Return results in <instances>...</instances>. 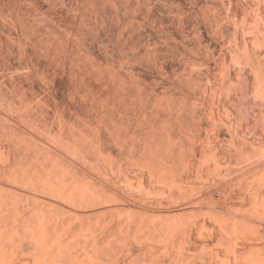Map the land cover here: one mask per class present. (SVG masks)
<instances>
[{"label": "rangeland", "instance_id": "obj_1", "mask_svg": "<svg viewBox=\"0 0 264 264\" xmlns=\"http://www.w3.org/2000/svg\"><path fill=\"white\" fill-rule=\"evenodd\" d=\"M23 1V2H22ZM61 1V2H60ZM94 1V2H93ZM108 1V2H107ZM111 1L113 3H111ZM0 0V6L3 8L6 6V8H3V9H9V7L11 8V11L15 12V9L20 13V18H21V22L23 21V23H21L20 25L19 24H11L10 20L7 19L6 16L3 17V14H0V94H4L6 93L7 94V97L5 98L6 95H0V96H3V100L2 103L0 101V187L2 188L1 190H3V188L5 189L6 187V190L10 189V192H9V195L10 194H13L14 196H18L19 198H21L20 200L23 201V204L28 207L27 208V212L31 211H34L35 209L32 208V204H33V197L35 199H38V200H41V198L43 199V201H35L34 200V204L35 202H38V205L40 204H44L46 206L47 204H49L48 202H52L51 204L49 205H52L53 202H58L57 204H54V206L52 205V208H55V206L58 208H60V205H61V209L62 210V215H64L65 213H71L72 215H76L75 218L77 217H80L82 216L81 214L77 213L80 211V213H84L83 214V217L86 218V214L88 213L89 215V212H91L93 214V212H95V210L98 208L99 210H97L98 213L100 212H103L104 211V214H102L101 216L105 215L107 216H110L111 218L113 217V219H119L120 217L122 218L125 214V212L129 211V212H132L131 210L134 209L136 211H134V213L137 215H139V212H140V215L142 212H145V214L147 215L148 213V216H145V217H149L151 215H156V213H159L161 214L163 212V208L164 207H170V204L171 203L172 205H178L180 204L179 206L182 207L184 204H186L187 202H191V207L190 205L189 206H186L184 205V207H182L183 209L187 210V211H190L191 209L193 210H196L197 211V207L199 206V208L203 207V210H201V208L199 209V212L201 214V211L205 212L206 211V208L204 207H207L209 206L210 204H213L214 202H210L208 204L209 201H211L209 198L208 195H206L205 197H207L205 200H202V197L201 196H204L205 193H203V190L207 189L206 186L210 185V189L208 187V190H206L205 192H213V197L217 200L219 198V201L217 200V203L215 202L214 204L217 206H215L216 208L218 209H222V207L225 209L224 212H227V211H230V213L234 212L236 208H233V207H236L239 203H246L248 202V198H253L255 194H252L254 193V191H251L249 190L252 186L251 185H255V181H256V177L258 172L257 169L261 172V170L264 172V150H261V149H256V151L252 148V146H254V148H256V146L258 147V145L260 144L259 142H262L264 144V119L263 118V114L264 113V87L261 88L260 86V89L259 87H256L258 85H255V83H253V80L255 81V72L257 69H259L258 67L260 65L258 64H262L261 67L264 68V0ZM128 1V2H127ZM135 1V2H134ZM229 1V2H228ZM8 2V3H7ZM29 2V3H28ZM71 2V3H69ZM75 2V3H74ZM91 2V3H90ZM97 2H98V5H97ZM101 2V3H100ZM105 2V3H104ZM121 2V3H120ZM143 2V3H142ZM83 3V4H82ZM96 3V4H95ZM103 3V4H102ZM108 3V4H107ZM116 3V5H115ZM139 3V4H138ZM77 4V5H76ZM86 4V5H85ZM91 4V5H90ZM138 4V5H137ZM230 4V7H228ZM74 5V6H73ZM90 5V6H89ZM104 5V6H103ZM134 5V7H132ZM136 5V6H135ZM69 6V7H68ZM88 8H87V7ZM126 8H125V7ZM205 6V7H204ZM223 6V7H222ZM17 7V8H16ZM117 7V8H116ZM226 7V8H225ZM228 7V8H227ZM93 8V9H92ZM96 8V9H95ZM102 8V10H101ZM134 8V9H133ZM200 8V9H199ZM221 11H220V9ZM244 8V9H243ZM248 8V9H246ZM263 8V9H262ZM7 9V10H8ZM19 9V10H18ZM104 9V10H103ZM132 9V10H131ZM211 11H210V10ZM10 10V9H9ZM8 10V11H9ZM92 10V11H91ZM130 10V11H129ZM205 10V11H204ZM218 10V11H217ZM225 10V11H224ZM229 10V11H227ZM76 11V12H75ZM91 11V12H90ZM94 11V12H93ZM112 11V12H111ZM213 11V12H212ZM241 11V12H240ZM257 11V12H256ZM97 12V13H96ZM118 12V13H117ZM133 12V13H132ZM195 12V13H194ZM197 12V14H196ZM208 12L210 14H208ZM248 12V13H247ZM1 13V11H0ZM23 13V14H22ZM74 13V14H73ZM194 13V14H192ZM205 13V14H204ZM221 13V14H220ZM100 14V15H99ZM109 14V15H108ZM167 14V15H166ZM192 14V15H191ZM207 14V15H206ZM227 16V18L225 17V15ZM244 14V15H243ZM23 15V16H22ZM39 15V16H38ZM96 15V16H95ZM117 15V16H116ZM204 15V16H203ZM210 15V16H209ZM213 17H212V16ZM221 15L223 16L224 19H220L222 18ZM230 15V17L228 18V16ZM242 15V16H241ZM33 16V17H32ZM203 16V17H202ZM37 17V18H36ZM95 17V18H94ZM216 17V18H215ZM246 17V18H245ZM27 18V19H26ZM88 18V19H87ZM94 18V19H93ZM102 18V19H101ZM118 18V19H117ZM203 18V19H202ZM5 19V20H4ZM33 19V20H32ZM38 19V20H37ZM125 19V20H124ZM207 21H206V20ZM210 19V20H209ZM218 19V20H217ZM97 21V22H94V21ZM180 20V22H179ZM212 20V21H211ZM229 22H228V21ZM6 21H9L8 23ZM26 23H25V22ZM125 21V22H124ZM138 21V22H137ZM240 21V23L238 22ZM29 22V23H28ZM128 22V23H126ZM140 22V23H139ZM209 24H207V23ZM232 22V23H231ZM244 22V24H243ZM2 23V25H1ZM5 23V24H4ZM36 23V24H35ZM60 23V24H59ZM80 23V24H79ZM92 23V24H91ZM102 23V24H100ZM126 23V24H125ZM219 23V24H218ZM230 23V24H229ZM236 23V24H235ZM254 23V24H253ZM57 24V25H56ZM141 26H140V25ZM214 24V25H213ZM216 24V25H215ZM14 25V26H13ZM22 25V27H21ZM99 25V26H98ZM255 25V26H254ZM24 26V28H23ZM33 26V28H32ZM93 26V27H92ZM136 26V27H135ZM219 26V27H218ZM20 27V28H19ZM26 27V28H25ZM28 27V28H27ZM55 27V28H54ZM98 27V28H97ZM214 27L216 29H214ZM24 29V31L21 30ZM66 28V29H65ZM135 28V29H134ZM212 28V29H211ZM252 28V30L250 29ZM65 29V30H64ZM81 31H80V30ZM223 29V31H222ZM237 29V30H236ZM26 30V31H25ZM64 30V31H63ZM78 30V31H77ZM216 30V31H215ZM259 30V32H258ZM10 31V32H9ZM22 31V32H21ZM44 31V33H42ZM234 31V32H233ZM236 31V32H235ZM18 32V33H16ZM34 32V33H32ZM48 32V33H46ZM73 32V33H72ZM75 32V33H74ZM78 32V33H76ZM84 32V33H83ZM220 32V33H219ZM247 32V33H246ZM262 32V33H261ZM38 33V34H37ZM52 33V35H51ZM69 33V34H68ZM222 33V34H221ZM234 33V35H233ZM246 33V34H245ZM262 35H261V34ZM3 34V35H2ZM8 34V35H7ZM11 34H13L11 36ZM20 34V35H19ZM24 34V35H22ZM35 34V35H34ZM40 34H45L44 36H46V39L49 37V36H52L51 38H48L46 41L47 42H44V43H47L49 45V47H46V44H43V41H42V45L39 43L38 44V40L40 38ZM48 34V35H46ZM50 34V35H49ZM22 35V36H21ZM34 37H33V36ZM55 35V36H54ZM68 35V36H67ZM73 35V37L71 36ZM76 35V36H75ZM232 35V37H231ZM19 39H21L20 41H22L20 43V41L18 40L17 37H19ZM43 36V37H44ZM48 36V37H47ZM79 36V37H78ZM230 36V37H229ZM243 36V37H242ZM29 37V38H28ZM39 37V38H38ZM66 37V38H65ZM81 37V38H80ZM12 38V40H10ZM38 40H37V39ZM72 38V39H71ZM74 38V41L71 42V45L69 41L73 40ZM79 38V39H77ZM86 38V39H85ZM228 38L230 40H228ZM259 38V40L257 41V39ZM14 39V40H13ZM23 39H26V40H23ZM33 39V40H32ZM62 39V40H60ZM66 39V40H65ZM68 39V41H67ZM244 39V40H243ZM255 39V40H254ZM261 39V40H260ZM263 39V40H262ZM7 40V41H6ZM35 40V41H34ZM42 40V39H41ZM40 40V41H41ZM60 40V41H59ZM78 42H77V41ZM84 40V41H83ZM254 40V41H253ZM12 41H15L12 43ZM63 41V42H62ZM81 41V42H80ZM242 41V42H241ZM253 41V42H252ZM24 42V43H23ZM30 42V43H29ZM67 42L68 44H65ZM75 42V43H74ZM260 42V43H259ZM262 42V43H261ZM59 43V44H58ZM62 43V44H61ZM202 43V44H201ZM240 43V44H239ZM243 43V44H242ZM252 43V44H251ZM23 44V45H22ZM30 44V45H29ZM33 44V45H32ZM52 44V45H51ZM81 44V45H80ZM199 44V45H198ZM204 44V45H203ZM254 44V45H253ZM256 44V45H255ZM19 45V47H18ZM27 45V46H26ZM40 45V46H39ZM45 45V46H44ZM58 45V46H57ZM59 45L61 48H59ZM64 45H66V49H64ZM71 46L72 47V54H70V52L67 50V46ZM83 45V46H82ZM197 45V46H195ZM246 47H245V46ZM262 45V46H261ZM6 46V47H5ZM33 46V47H32ZM44 46V47H43ZM77 46V47H76ZM79 46H82V47H79ZM130 46V47H129ZM156 46V47H155ZM243 46V47H242ZM250 46H252L250 48ZM25 47V48H24ZM38 47V48H37ZM54 47H56L54 49ZM74 47V48H73ZM192 48V50L190 48ZM247 49H245V48ZM254 47V48H253ZM263 47V48H262ZM3 48V49H2ZM6 48V49H5ZM18 48V49H16ZM22 48V49H21ZM43 50H41V49ZM48 48V49H46ZM77 48V49H76ZM148 48V49H147ZM157 48V50L155 49ZM189 48V49H188ZM242 48V49H241ZM39 51H38V50ZM46 49V50H45ZM59 51H58V50ZM61 49H63V54H65L66 56L62 57L61 56ZM70 49V47H69ZM166 49V50H164ZM241 51H244L246 52L247 51V54L244 53V52H241ZM245 49V50H243ZM258 49V50H257ZM7 50V51H6ZM10 50V51H9ZM64 50L68 51L69 54L67 53H64ZM189 50V51H188ZM15 51V52H14ZM35 53H34V52ZM49 51V52H48ZM53 51V52H52ZM85 53L87 51V53L85 54H82L83 52ZM148 51V52H147ZM152 51V52H151ZM157 51V52H156ZM161 51V52H160ZM209 51V52H208ZM239 51V52H238ZM253 51V52H252ZM18 52V53H17ZM40 52V53H39ZM52 52V53H51ZM58 52V53H57ZM80 54H79V53ZM146 52V53H145ZM207 52V53H206ZM238 52V53H237ZM60 53V55H59ZM76 55H79L76 56ZM140 53V54H139ZM150 55H149V54ZM244 53V54H243ZM256 53V54H255ZM46 54V55H45ZM49 54V55H48ZM57 54V56H56ZM62 54V55H63ZM87 54V55H86ZM136 54V55H135ZM145 54V55H144ZM154 54V55H153ZM209 54V55H207ZM237 54V55H235ZM238 54H241V55H238ZM242 54H243V57L244 56H249V58L244 57V58H247V59H244L243 61V57H242ZM30 55V56H29ZM45 57H44V56ZM67 55L69 57H67ZM73 55L74 58H71ZM81 55V56H80ZM84 55V56H83ZM89 55V56H88ZM93 55V56H92ZM140 55V56H139ZM206 55V56H205ZM47 56V58H46ZM78 57V59L82 62V58H85L86 60L91 56L92 59H96V63L99 64V71L101 72V74L99 75L98 73V69L97 70H94L96 72H93V70H91V67H92V63L93 62L95 64V60H91V59H88L90 60V65L91 67H89V62L87 63L86 60H83V62H79L78 63V60L76 59V57ZM85 56H88V57H85ZM152 56V57H151ZM212 56V57H211ZM235 56V58H234ZM239 56L242 58H239ZM262 58H260V57ZM31 59H29V58ZM129 57V58H128ZM148 57V58H147ZM155 57V58H154ZM49 58V59H48ZM58 58V59H57ZM68 58V60H67ZM69 58L70 61H69ZM234 58V59H233ZM63 59V60H62ZM233 59V60H232ZM239 61H236L238 60ZM250 59V60H248ZM260 59V60H259ZM262 59V60H261ZM4 60V61H3ZM65 60V61H64ZM73 60V61H72ZM74 60H77L76 61V64H75V61ZM139 60V61H138ZM161 60V61H159ZM241 60V62H240ZM259 60V61H258ZM85 61H86V65L85 64ZM132 61V62H131ZM7 62V63H6ZM100 62V63H99ZM102 62V63H101ZM135 62V63H134ZM150 62V63H149ZM232 62V63H231ZM236 62V63H235ZM244 62V63H243ZM248 64H247V63ZM258 62V63H257ZM260 62V63H259ZM84 63V64H83ZM132 63V65H131ZM162 63V64H161ZM243 63V64H242ZM246 63V64H245ZM3 64V65H2ZM25 64V65H24ZM34 64V65H33ZM78 64H81L80 67L78 66ZM96 64V66H98ZM103 67H102V65ZM155 64V65H154ZM223 64V65H222ZM256 64V65H255ZM63 65V66H62ZM72 68H69V66ZM71 65H74V66H71ZM83 65V66H82ZM105 65V66H104ZM110 67H109V66ZM238 65V66H237ZM6 68H5V67ZM35 66V67H34ZM87 66V67H85ZM94 66V65H93ZM95 66V67H96ZM159 66V67H157ZM161 66V67H160ZM243 66V67H242ZM256 66H258L256 68ZM3 67V69H2ZM66 67V68H65ZM102 67V68H101ZM108 67V68H107ZM111 67H113L111 69ZM225 67V68H224ZM227 67V68H226ZM259 70H262L263 68H261ZM27 70H26V69ZM43 68V69H42ZM80 68V70H79ZM88 68V69H87ZM229 68V69H228ZM239 68V69H238ZM256 68V69H255ZM55 69V70H54ZM70 69V70H69ZM77 69V70H76ZM94 69V67H93ZM96 69V68H95ZM110 69L109 72L111 73H108L107 71ZM117 69V70H116ZM162 69V70H161ZM241 69V70H240ZM251 69V72H249ZM26 72H25V71ZM84 70V71H83ZM101 70H104V71H101ZM106 70V71H105ZM112 70V71H111ZM258 70V71H259ZM264 70V69H263ZM262 70V71H263ZM52 71V72H51ZM88 71V72H86ZM93 74H91L90 72ZM161 71V72H159ZM254 71V72H253ZM259 72V73H262ZM3 72V73H2ZM74 72V73H73ZM105 74H104V73ZM39 73V74H38ZM70 73V74H69ZM114 74H116L115 76H112ZM218 73V74H217ZM258 73V74H259ZM64 74V75H63ZM84 74V75H83ZM90 74V75H89ZM95 74V75H94ZM110 74V75H108ZM119 74V75H117ZM121 74V75H120ZM183 74V75H182ZM202 74V76L200 75ZM245 74V75H244ZM263 74V73H262ZM11 77H10V76ZM51 75V76H50ZM107 75V76H106ZM187 75V76H186ZM189 75H192L194 77H192V79L188 80V77ZM204 75V76H203ZM71 76V77H70ZM81 76V77H80ZM84 76V77H83ZM87 78H86V77ZM119 76H122V79L121 77ZM180 78H179V77ZM200 76V78H198ZM229 76V77H228ZM240 78H239V77ZM7 77V78H6ZM26 77V78H25ZM32 77V78H31ZM80 79H79V78ZM100 77V78H99ZM118 77V78H117ZM124 77V78H123ZM189 77V78H191ZM196 77V78H195ZM3 78V79H1ZM69 78V79H68ZM100 81H97L99 80ZM104 78V79H103ZM179 78V79H178ZM198 80H195L197 79ZM205 78V80H204ZM254 78V79H253ZM8 79V80H7ZM31 79V81H30ZM40 79V80H39ZM50 79V80H49ZM75 79V80H74ZM106 79V80H105ZM114 79V80H113ZM123 80L121 83H118L120 82L121 80ZM126 79V80H125ZM181 79H183V81H181ZM185 79V81H184ZM195 80L197 81L198 83L200 82V85L201 87H199L198 85H194L196 84L197 82L194 81V84H192V80ZM27 80H29L27 82ZM43 80V81H42ZM136 80V81H135ZM201 80V81H200ZM207 80V81H206ZM238 80V81H237ZM243 80V81H241ZM4 81V83L6 84L7 83V86L9 87V89L5 88L7 86H5L4 83H2ZM8 81V82H7ZM10 81V82H9ZM49 81V82H48ZM104 81V82H103ZM117 81V83H116ZM127 81V82H126ZM130 81H133V82H130ZM190 81V82H189ZM202 81H206V83L203 82L202 84ZM229 81L231 83H229ZM237 81V82H236ZM16 82V83H15ZM21 82V83H20ZM42 82V83H41ZM52 82V83H51ZM113 82V83H112ZM127 84H126V83ZM181 82V83H180ZM189 82L190 84L193 85V87L191 85H188L187 83ZM208 82V84H207ZM223 82V83H222ZM245 82V83H243ZM11 83V85H10ZM49 83V84H48ZM90 83V84H89ZM107 83V84H106ZM126 85H125V84ZM137 83V84H136ZM184 83V84H182ZM210 83V84H209ZM227 83V84H226ZM32 84V85H31ZM53 84V85H52ZM83 84V85H82ZM120 84V85H119ZM123 86H122V85ZM129 84V85H128ZM213 84V85H212ZM218 84V85H217ZM221 84V85H220ZM237 84V85H236ZM239 84V85H238ZM257 84H259L257 82ZM4 85V86H3ZM77 85V86H76ZM80 85V86H79ZM104 85V86H103ZM118 85V86H117ZM186 85V86H185ZM217 85V87L215 86ZM225 85V86H224ZM255 88H254V86ZM260 85V84H259ZM24 88H23V87ZM34 86V87H33ZM143 86V87H142ZM233 86V87H232ZM23 88V89H20ZM29 87V88H28ZM117 87V88H116ZM119 87V88H118ZM132 87V88H131ZM192 87V88H191ZM205 87V88H203ZM229 87V88H226ZM238 87V89H237ZM13 88V89H12ZM18 88V89H17ZM35 88V89H33ZM78 88V89H77ZM80 88V89H79ZM84 88V89H83ZM115 88V89H114ZM123 88V89H122ZM141 88V89H140ZM151 88V89H150ZM195 88V89H194ZM199 88V89H198ZM213 91H212V89ZM215 88V89H214ZM231 88V90H230ZM237 89L236 91L234 89ZM241 88V89H240ZM258 88V89H257ZM4 89V90H3ZM12 89V90H11ZM15 89V90H14ZM92 89V90H91ZM97 89V90H96ZM114 89V90H113ZM117 89V90H116ZM126 91H125V90ZM146 89V90H145ZM195 91H194V90ZM197 89V90H196ZM202 89V90H201ZM205 89L206 92L203 90ZM211 89V90H210ZM225 89V90H224ZM240 89V90H239ZM30 90V91H29ZM33 90V91H32ZM129 90V91H127ZM151 90V91H150ZM199 90V91H198ZM211 92H210V91ZM222 90V91H221ZM227 90V91H226ZM229 90V91H228ZM260 90V91H259ZM4 91V92H3ZM14 91V92H13ZM20 91V93H19ZM36 91V92H35ZM122 91V92H121ZM133 91V93H132ZM150 91V92H149ZM203 91V92H202ZM216 91V92H215ZM260 95H259V92ZM3 92V93H2ZM74 92V93H73ZM116 92V93H115ZM142 92V93H141ZM147 92V93H145ZM195 92V94H194ZM202 92V93H200ZM205 92V93H204ZM228 92V94H227ZM28 93V94H27ZM78 93V94H77ZM81 93L83 95H81ZM97 93V94H96ZM113 93V94H112ZM170 93V94H169ZM200 95H199V94ZM217 93V94H216ZM219 93V94H218ZM10 96H9V95ZM33 94V96H32ZM71 94V95H70ZM118 94V96H117ZM129 94V95H128ZM130 94L134 95V96H130ZM140 94V95H139ZM145 94V95H144ZM21 95V96H20ZM80 95V96H79ZM95 95V96H94ZM102 95V96H101ZM107 97H106V96ZM110 95V96H109ZM123 95V96H122ZM125 95V96H124ZM139 95V96H138ZM150 95V96H149ZM161 95V96H160ZM165 97H163V96ZM170 95V96H169ZM176 96L179 95L178 97H181L180 95L183 96V99H185L187 102L186 105L188 104L189 105V108L190 111L193 110V112H191V114H197L198 115H202L199 117H201V128L200 130H204V131H199V136L197 135L195 137L196 139V144L197 146L199 147V151H207V150H214L213 152L217 153L219 151V153H217L218 157L220 158V161L218 165H214V161L211 160L209 157L206 158L205 156L203 157V159H201V157L199 155H197V159L195 160L194 164L192 165V167H190L188 170L185 169V172L186 174L188 175V177H190V179L188 180V182L184 183V187L186 189V193L183 194V196L181 195L182 198H184V201H179L180 199L182 200V198H177L178 200L175 199V201H171L170 199H166V194H158V193H152V194H149L147 195H142L143 193L141 192V194L139 192H135V191H138L137 190V184L138 182L137 181H140V174L142 169H144V167L140 166V164H137L138 167H136L133 162L132 164H130V159H126L125 157L121 156L119 157L120 159H118L117 161L121 160V164L122 166L124 165V167L126 168V171H127V176H128V179H130L131 183L130 185H136V186H125L124 184H126L125 182V179L123 181V178L124 177V174L122 175V173L119 174V172L115 173L116 171L113 169V172L112 171V168L111 170L108 169L109 165L104 164L100 159L99 161H101L103 163H98L96 165L98 166H93L92 162L90 161V156L88 155V159L89 161L88 162H91V163H87L85 162L86 164H88V166L81 160L78 161L77 158L70 157V155H68L69 151H67L62 145L60 146L57 142H55V139L53 140V136H50L48 133H50V131L53 133V131L56 129L58 130V127L60 125V122L63 123V125H65L62 130H64V135L67 137L68 135V140H70V136H71V130H76L79 129V127H83V126H80L81 125H89V127L86 125L84 126L85 129L89 130L90 132L93 131L91 130L92 128H94V125L95 123H100L101 120H98L97 119V122H96V118H99L98 114H100L99 112H101L100 114V117L102 116V118H106L107 115L109 114L110 116H108L106 119L108 120L109 117H111L110 119H113L115 118L116 120H114L115 123H113L112 121H110V123L112 124H115V125H118L119 122H121V120H123V123L124 124L125 122V126L122 125L120 123V126H124V127H127L128 129H136V132L139 133V131L142 129V131H140V134H142L144 132V130H146L148 123L150 121V125L152 124V128H154L156 126L155 122L157 123L158 125V122L157 121H163L162 119H165L163 117H166V118H169L167 117L168 114V109L166 106H164L163 103V99L166 100L165 103H167L166 105H168L171 100L173 99L172 96ZM195 95V96H194ZM198 95V96H197ZM209 95V96H208ZM214 95V96H213ZM23 96V97H22ZM28 96V97H27ZM37 96V97H36ZM72 98H71V97ZM117 96V97H116ZM153 96V97H152ZM155 96V97H154ZM185 96V97H184ZM203 98H201V97ZM206 96V97H205ZM263 96V97H262ZM10 97V98H9ZM12 97V99H11ZM34 97V98H33ZM83 97V98H82ZM90 97L92 99H90ZM102 97V98H101ZM123 97V98H122ZM128 97V98H127ZM135 97V98H133ZM139 97V98H138ZM140 97H142V101L140 100ZM146 97H149V98H146ZM159 97V98H158ZM172 97V98H171ZM197 97H200V98H197ZM228 97V98H227ZM1 98V97H0ZM22 98L24 99L23 102H22ZM29 98V99H28ZM81 98V99H80ZM134 100H133V99ZM145 100H144V99ZM151 98V99H150ZM156 98V99H155ZM163 98V99H162ZM170 102H169V100ZM175 98V97H174ZM190 98L191 100L195 102V100H198L197 101V105L195 106L196 108H198V111L197 109L194 107V109H196V112L194 113V109H193V106L190 107V104H192V101H190ZM194 98V99H192ZM196 98V99H195ZM6 99V101H5ZM7 99H9L7 101ZM21 99V101H19ZM38 99L39 101H36L35 100ZM96 99V100H95ZM100 99V100H99ZM106 99V101H105ZM112 99V100H111ZM114 99V100H113ZM121 99V100H120ZM130 99V100H128ZM131 99H132V103L131 102ZM137 101H136V100ZM151 101H150V100ZM158 99V100H157ZM179 101H181V99L177 98ZM175 99V101L177 100ZM1 100V99H0ZM15 100V101H14ZM28 102H27V101ZM92 100V101H91ZM103 100V103L102 101ZM149 100V101H148ZM160 100V101H159ZM168 100V101H167ZM177 100V101H178ZM226 100V101H225ZM18 101V103H16ZM31 101V102H29ZM44 101V103H43ZM47 101V102H46ZM87 101V102H86ZM113 101V102H112ZM121 101V102H120ZM124 101V102H123ZM140 101V102H139ZM154 103H153V102ZM159 104V105H157ZM158 101V102H157ZM174 99H173V102H175ZM179 101L177 103H179ZM200 101V104L201 107L198 105V102ZM203 101V102H202ZM242 101V103H241ZM263 101V103L261 102ZM15 102V107L14 104L12 106V103ZM35 102V103H34ZM40 102V103H39ZM92 102H93V105H92ZM117 102H120L119 104ZM126 102V103H125ZM130 102V103H129ZM145 102V103H144ZM184 102V101H183ZM191 102V103H190ZM261 102V103H259ZM2 103V104H1ZM7 103V105H6ZM25 103H28V104H25ZM42 103V104H41ZM47 103V105H46ZM104 103L106 104V106L104 105ZM141 103H142V106H141ZM149 103V104H148ZM182 103V102H181ZM180 103V104H181ZM190 103V104H189ZM240 103V104H239ZM246 106H245V104ZM8 104H10L9 106H12L10 107V109H8ZM23 104V105H22ZM32 104V105H30ZM35 104V105H34ZM36 104H39L38 107H36L37 105ZM44 104V105H43ZM98 104V105H97ZM102 106H101V105ZM112 104V105H111ZM151 104V105H150ZM154 104V105H153ZM183 104V103H182ZM6 105V106H5ZM22 107H21V106ZM29 105V106H28ZM43 108H42V106ZM99 105L101 106V109L99 107ZM104 105V106H103ZM111 105V106H110ZM114 105V106H113ZM124 105V106H123ZM126 105V106H125ZM135 107H134V106ZM145 105L147 107H145ZM157 105V106H156ZM163 105V106H162ZM170 106L168 107H172L171 104H169ZM26 106V110H22L23 107ZM32 106V108H31ZM109 106V107H108ZM132 106V107H131ZM184 104H183V107L181 110L184 111ZM254 106V107H253ZM16 107H20V110L19 108H16ZM29 107V108H27ZM46 107V108H45ZM91 107V108H90ZM96 107V108H95ZM104 107V109L102 108ZM160 107V108H159ZM200 107V108H199ZM240 107V108H238ZM245 107V108H244ZM14 108V110H13ZM22 108V109H21ZM25 108V107H24ZM34 108V109H33ZM40 108V110H39ZM97 108H99L97 110ZM106 108V109H105ZM116 108V109H115ZM121 108V110H119ZM131 108V109H130ZM145 108V111L143 110ZM155 108V109H153ZM163 108V109H162ZM164 108L165 111H164ZM208 108V109H207ZM243 108V109H242ZM12 109V110H11ZM18 109V110H16ZM27 109H28V112H27ZM103 109V110H102ZM113 109V110H112ZM133 109V110H132ZM152 109V110H150ZM173 109V108H172ZM171 109V110H172ZM175 109V107H174ZM173 109V110H174ZM186 106H185V114L183 111V115H187L190 119H191V115L189 114L188 110ZM211 109H212V112H211ZM229 109V110H228ZM238 109H239V112H238ZM22 110V112H21ZM31 113H30V111ZM32 110L33 111V115H32ZM37 110V111H36ZM99 111L97 113V111ZM104 113H102V111ZM106 112H105V111ZM144 112H143V111ZM149 110V111H148ZM156 112H155V111ZM159 110V112L157 111ZM203 110V111H201ZM205 110V111H204ZM225 110V111H224ZM228 110V111H227ZM236 110V111H235ZM27 112V114L25 115L24 112ZM117 111V112H116ZM152 111V112H151ZM230 111V112H229ZM245 111V113L243 112ZM262 111V112H261ZM20 112V113H18ZM111 112V113H110ZM135 112V113H134ZM143 112V114L141 113ZM146 112V113H145ZM229 112V113H227ZM232 112V114H231ZM247 112V113H246ZM258 112V113H257ZM23 113L24 116H27V118L29 119H32L30 122H33L34 123H27L29 122L28 119L26 117H24L23 115H21ZM106 113V116L103 117L102 114H105ZM119 113L121 116H119ZM134 113V114H133ZM139 113V114H138ZM161 113V114H160ZM164 113V115H162ZM171 113L174 114V116L176 115V110L175 112L174 111H171ZM181 113V114H182ZM202 113V114H201ZM204 113V114H203ZM257 113V114H255ZM22 116V119H20V115ZM30 114V115H29ZM96 114V115H95ZM144 114H148L149 115V118H148V115H145L148 120H146L147 118H145ZM170 114V112H169ZM195 114V115H196ZM208 114V115H207ZM211 114L213 115V117L211 116ZM221 114V115H220ZM247 114V115H246ZM262 116L258 118L259 115ZM123 115V117H122ZM134 115V116H133ZM138 115V116H137ZM167 115V116H166ZM171 115V114H170ZM184 115V116H185ZM225 115V116H224ZM255 115V116H254ZM258 115V116H257ZM11 116V117H10ZM18 116V117H17ZM30 116H33V117H30ZM60 116V117H59ZM95 116V118H94ZM129 118H128V117ZM161 118H160V117ZM163 116V117H162ZM185 116V117H187ZM206 116V117H205ZM62 118V121L59 119ZM84 117V118H83ZM114 117V118H113ZM126 119H125V118ZM133 117V119H132ZM138 117V118H137ZM144 117V118H142ZM172 119L173 118V115H171ZM170 117V119H171ZM219 117V118H218ZM227 117V118H226ZM244 117V118H243ZM18 120H17V119ZM35 118V119H34ZM104 118V119H105ZM132 120H131V119ZM138 122H137V120ZM141 118V119H140ZM160 118V120H159ZM188 118V120H189ZM203 118V119H202ZM243 118V119H242ZM261 118V119H260ZM9 119V120H8ZM20 119V120H19ZM53 119V120H52ZM95 119V121H94ZM105 119V120H106ZM120 119V120H119ZM144 119V120H143ZM153 121H152V120ZM206 119V120H205ZM209 119V120H207ZM223 121H222V120ZM245 119V120H244ZM254 119V120H253ZM8 120V121H7ZM57 120V121H56ZM60 120V121H59ZM92 120V121H91ZM119 120V121H118ZM125 120V121H124ZM128 120V121H127ZM131 120V121H130ZM142 120V121H140ZM200 120V118H199ZM221 120V121H219ZM36 121V123H35ZM47 121V122H46ZM65 121V122H64ZM73 123V125L75 126L72 127L71 125H69V122ZM76 121V122H75ZM86 121V123H85ZM89 121V122H88ZM99 121V122H98ZM103 121V120H102ZM101 121V123H102ZM137 123H136V122ZM148 121V123H147ZM152 121V122H151ZM190 121V120H189ZM188 121V122H189ZM204 121V122H203ZM217 121V122H216ZM219 121V122H218ZM239 121L241 122L239 124ZM257 121V122H256ZM261 121V122H260ZM23 122V123H22ZM68 122V124H67ZM80 122V124H79ZM104 122V121H103ZM131 124H130V123ZM135 122V123H134ZM140 122V123H139ZM206 122V123H205ZM224 122V124H223ZM226 122V123H225ZM232 122V123H231ZM256 122V123H255ZM41 123H44L41 124ZM58 123V124H57ZM65 123V124H64ZM94 123V124H93ZM129 123V124H128ZM134 123V124H133ZM147 123V124H146ZM33 124V125H31ZM36 124V125H35ZM40 124V125H39ZM47 124V125H46ZM79 124V125H78ZM137 124V125H136ZM160 124V123H159ZM210 124V125H209ZM215 124V125H214ZM232 124V125H231ZM5 125V126H4ZM12 125V126H10ZM31 125V126H30ZM43 125V126H42ZM130 125V127H129ZM133 125V127H132ZM135 125V127H134ZM138 125H141L140 127H137ZM147 125V126H146ZM219 125V126H218ZM42 126V127H41ZM58 126V127H57ZM70 126V131L67 127ZM92 126V127H91ZM119 126V125H118ZM161 126V125H160ZM207 126V127H206ZM212 126V127H211ZM228 126V127H227ZM234 128H233V127ZM237 126V127H236ZM5 127V128H4ZM36 127H40L39 129L37 128L36 130ZM46 127V129H44ZM57 127V128H56ZM71 127L73 129H71ZM150 127V126H149ZM158 128V129H155V128ZM154 128V132L156 130V133H159L161 134L159 131L162 129V127H160L161 129H159V125L156 126ZM185 127V126H184ZM205 127V128H204ZM251 127V128H250ZM263 127V128H262ZM10 128H11V131H15L16 134H12L14 132H12V136L11 134L9 135V132L10 131ZM51 128V129H50ZM106 128H109V127H106ZM103 127V123L101 124V129H100V132H101V139L103 138V144H105V148L106 150H108V148L110 149V152H112V154L114 156H117L116 158H118V154L115 153L116 151L119 150V147L120 145H115V143H112L114 142V140L110 139L111 137L108 138V136H110V132L109 130L110 129H106ZM179 127L176 128V130L178 129ZM180 127V130L184 129ZM186 128V127H185ZM226 128V129H225ZM228 128V129H227ZM236 128V131L238 132V136H241L245 139H238V137H235L236 139H234V141H232L233 139L230 137L229 133H232L234 132ZM245 128V129H244ZM4 131H3V130ZM44 129V130H43ZM54 129V130H53ZM140 129V130H139ZM207 129V130H206ZM230 129V130H229ZM239 129V130H238ZM248 129V130H247ZM50 130V131H49ZM53 130V131H52ZM55 130V131H56ZM67 130V131H66ZM108 131L109 133L107 132H104V131ZM175 130V131H176ZM178 131L179 132V135L182 136L180 134L181 131ZM188 128H186V130L182 131V145L184 147V142L189 140L188 139V136L190 135L189 134V131H187ZM229 130V132L227 131ZM6 131V132H5ZM10 131V132H11ZM73 131V132H74ZM176 131V133H177ZM187 131V132H185ZM232 131V132H230ZM240 131V132H239ZM5 132V133H4ZM70 132V134H68ZM76 132V131H75ZM74 132V133H75ZM184 132V133H183ZM205 132V133H204ZM244 132V133H243ZM66 133V134H65ZM108 135H107V134ZM187 133L188 136L185 134ZM2 134V135H1ZM6 134V135H5ZM9 136H8V135ZM20 134V135H19ZM48 134V135H47ZM187 139H186V137ZM204 136H202V135ZM215 134V135H214ZM22 136V137H17V136ZM158 135V134H157ZM202 137H201V136ZM258 135V136H257ZM2 136V138H1ZM11 136V138H10ZM49 136V137H47ZM73 136V135H72ZM71 136V137H72ZM105 136V137H104ZM107 136V137H106ZM191 136V135H190ZM207 136V137H206ZM227 136V137H226ZM5 137V138H4ZM9 137L10 138V141H9ZM16 137V138H15ZM52 137V138H51ZM74 137V136H73ZM73 137L71 139H73ZM200 137V138H199ZM216 137V138H214ZM230 137L232 140L229 141ZM254 137V138H253ZM4 138V139H3ZM7 138V141L5 140ZM15 138V139H14ZM21 138V139H19ZM49 138V139H48ZM185 138V140H184ZM197 138H199L197 140ZM214 138V139H212ZM227 138V139H226ZM52 139V140H50ZM211 139V140H210ZM14 140H19L17 144H15V141L13 143ZM21 140L24 142L22 143ZM31 140L30 142L27 141ZM33 140V141H32ZM112 140V141H111ZM244 141L242 143H240V141ZM253 140V141H251ZM258 140V141H257ZM5 141V142H4ZM9 141V142H8ZM54 141V142H53ZM107 141H108V145H107ZM181 142V140H178L177 142ZM203 141V142H202ZM214 141V142H213ZM250 141V142H249ZM257 143H256V142ZM34 142V143H33ZM179 142V144H180ZM198 142V143H197ZM209 142V143H208ZM228 142V143H227ZM235 144H233V143ZM237 142L239 144H237ZM253 142V143H252ZM9 143V144H8ZM13 143V144H12ZM26 143V144H25ZM31 143V144H29ZM40 143V144H39ZM56 143V145H55ZM110 143V144H109ZM117 143V142H116ZM206 143V144H205ZM216 143V144H215ZM230 143V144H229ZM232 143V145H231ZM248 143H249V146H248ZM20 144V145H19ZM25 144L27 145L26 147H29V148H26L24 147L25 145H22ZM177 143V145H179ZM203 144V145H202ZM212 144V145H211ZM240 144H244L242 145L241 147L242 148H248V151H252L254 150L256 153H250L249 152V155L253 156V157H250L247 159L245 157V153L244 151L241 149L240 147ZM247 144V145H245ZM251 144H253L251 146ZM258 144V145H257ZM9 145V146H8ZM11 145V146H10ZM14 145V146H13ZM17 145V147L15 146ZM19 145V146H18ZM58 145V146H57ZM182 145H180L182 147ZM230 145V146H229ZM237 145V146H236ZM239 145V146H238ZM256 145V146H255ZM21 146V147H20ZM35 147V149H33ZM57 146V148L55 149V147ZM203 146L205 148H203ZM208 146V147H207ZM216 146V147H215ZM227 146V147H226ZM229 146V147H228ZM247 146V147H246ZM251 146V147H250ZM61 147V148H60ZM84 147L86 150H89V148H93L92 146H88L87 145V142L84 144ZM108 147V148H107ZM180 148V150L182 151L183 149ZM212 147V148H210ZM238 147V148H237ZM3 148V149H2ZM13 148V149H12ZM15 148H18L15 149ZM20 148V149H19ZM41 148V149H39ZM88 148V149H87ZM201 148H203L202 150H200ZM209 148V149H208ZM237 148V151H235ZM239 148L242 150H240L241 152L243 153H240L239 151ZM29 149H32V150H29ZM38 149V150H37ZM62 149V150H61ZM65 149L66 151V154H65V151H63ZM117 149V150H116ZM206 149V150H205ZM217 149V150H216ZM264 149V148H263ZM22 150V151H21ZM25 150V151H24ZM37 151L39 152V154L41 156L45 155L47 157V153L51 154L48 155L52 158V156L56 153V155H59V158L58 156H55L57 157L58 161L60 160L61 162H63L65 165H69L71 162L70 161H73L71 164L72 165H69L68 167L70 169H72L73 167L76 168L72 171H76L75 173H77L78 171H80V175L77 173V175H79V177L81 175H85L84 177H81V178H85V177H88L85 178L87 180H90L91 178L93 179L94 177V183L99 184V186L101 185V188H102V185H103V188L105 186H107L108 184V181L110 180L111 182V185H110V182H109V185L111 188L114 186V184L116 183L117 186L113 187L117 193H120L121 192V189H124L122 190V192L120 193V195L116 194L115 196L118 198L119 196V202H114L115 200L111 199L110 201H113L114 203H110V201L108 202L109 204H103V208L102 209V204L101 206L98 204V206L100 207H95L96 205L94 204V208H93V205L91 204L90 205H86V206H89L86 208V206L84 207V204L80 203V205H83L82 207L78 205L74 202V201H71L67 198H63L61 196H57V194L55 193L54 195V192H48L46 191V193L44 192L45 189L43 190H40L42 188H38L39 183H35V185L33 187H31L30 189V184L32 185V183H28L26 185L27 182H23L21 181L18 177L16 179V177H14L15 173L13 172H18V174H22L24 175L23 173H26L28 174V170L25 169L26 167H24V165L26 166V163L28 162L29 164V161L27 160V156L30 155L29 152H33V151ZM40 150H41V153H40ZM43 150H47V153L43 152ZM50 150V151H48ZM29 151V152H28ZM52 151V152H51ZM95 150H93V153H92V149H91V158H92V155H93V158L96 156L98 157V153L94 152ZM109 151V150H108ZM224 151V152H223ZM238 151H239V154H238ZM257 151H259L257 153ZM263 151V153H262ZM10 153V159L6 157V153ZM18 152V153H17ZM25 153V158L23 157L24 156V153ZM43 152V153H42ZM53 152H56V153H53ZM61 152V153H60ZM68 152V153H67ZM88 152V151H86ZM89 152V153H90ZM208 152V151H207ZM237 152V153H236ZM28 153V155H27ZM60 153V154H59ZM88 153V154H89ZM94 153H96L94 155ZM225 156L222 157V154ZM231 153V154H230ZM236 153V154H235ZM260 153V154H259ZM3 154V155H2ZM20 154H23L22 156ZM43 154V155H42ZM65 154V155H64ZM87 154V153H86ZM111 154V155H112ZM117 154V155H116ZM241 154V155H240ZM244 154V155H243ZM253 154V155H252ZM255 154L256 157L254 156ZM2 155V156H1ZM15 155V156H14ZM20 155V158H18ZM64 157H63V156ZM68 157H67V156ZM220 155V156H219ZM238 155L240 157H238ZM243 155V157H242ZM261 155V157H260ZM62 156V157H60ZM113 156V157H114ZM235 156V157H234ZM259 156V157H258ZM263 156V157H262ZM15 157V158H14ZM22 157V158H21ZM55 157H53L55 159ZM69 158L68 162H67V158ZM100 157V156H99ZM238 157V159H236ZM242 157V159H241ZM18 158V159H17ZM50 158V159H51ZM52 158V159H53ZM63 158V160H62ZM76 161H75V159ZM91 159L92 161H94V159ZM115 158V157H114ZM256 158V159H254ZM258 158H260L259 160L261 161L260 164H262L261 166L258 165L259 164V160ZM263 158V159H262ZM17 159L18 162H15ZM19 159H21V161L24 163L23 165L20 163H22L21 161H19ZM24 159L27 161H24ZM29 159V158H28ZM51 159V160H52ZM126 159V160H125ZM201 161H200V160ZM210 161H208V160ZM233 159V160H232ZM246 161H244V160ZM15 160V161H14ZM116 160V159H115ZM178 161L180 160V158L177 159ZM177 160H175L177 162ZM230 160V161H229ZM238 160V161H237ZM240 160V162H239ZM5 161V162H4ZM79 163H78V162ZM202 162L201 164L199 162ZM207 161V162H206ZM213 161V162H212ZM230 163H229V162ZM237 161V162H236ZM244 161V162H243ZM252 161V163L250 162ZM256 161V162H255ZM76 162V163H75ZM80 162L85 166H83L82 164H80ZM95 162V161H94ZM125 162V163H124ZM180 162V161H179ZM229 163V166H231L230 164H235L233 165V167L235 166V168L231 167V168H228V163ZM239 162V163H238ZM120 163V162H119ZM127 163V164H126ZM221 163V164H220ZM227 165H226V164ZM246 165H245V164ZM251 163V164H250ZM10 164V165H9ZM27 164V166H29ZM74 164V166H73ZM78 164V165H77ZM178 164V162L176 163ZM180 164V163H179ZM178 164V165H179ZM196 164V166H200V169L197 167H195L194 165ZM238 166H237V165ZM255 164H257V166L259 167H255ZM20 165V166H19ZM82 165V166H81ZM90 165V166H89ZM100 165V166H99ZM134 165V166H133ZM177 165V167H178ZM221 165V166H219ZM225 167H224V166ZM240 165V166H239ZM242 165V166H241ZM244 165V167H243ZM248 165V166H247ZM254 165V166H253ZM22 168V170L19 168ZM80 166V167H79ZM105 166V169L106 171H104V169L102 167ZM106 166L108 168H106ZM255 168L253 169L252 168ZM17 167V168H16ZM72 167V168H71ZM83 167V168H81ZM93 167V168H92ZM99 167V168H98ZM177 167H175L177 169ZM217 167V168H216ZM220 169H219V168ZM249 167H251L249 169ZM8 169L7 172L9 170H11V175L7 177V172L4 170V169ZM80 168V169H78ZM85 168V169H84ZM218 169L220 171V173L218 174L217 176V173L219 172ZM233 168V169H232ZM242 168V169H241ZM247 168V169H246ZM261 168V170H260ZM263 168V169H262ZM15 169V170H13ZM83 169V170H82ZM97 171H96V170ZM103 169V171L101 170ZM108 169V170H107ZM139 169V170H138ZM214 169V170H213ZM222 169V170H221ZM227 169V170H226ZM230 169V171H229ZM232 169V170H231ZM250 171H249V170ZM252 169V170H251ZM25 170V171H24ZM27 170V172H26ZM87 171L85 173V171ZM93 170V171H92ZM100 170V171H99ZM112 171L110 173V171ZM187 170V171H186ZM193 170V171H192ZM197 170V171H196ZM199 170V171H198ZM203 170V171H202ZM216 170V172H215ZM236 170V171H235ZM246 172H245V171ZM247 170L249 171L247 173ZM4 171V172H3ZM13 171V172H12ZM21 171V172H20ZM99 171V174H97ZM146 174L148 173L146 171V168L143 170ZM142 171V172H143ZM196 171V173L198 174L200 171L201 174H202V177L203 179H199L200 178V173L198 174V178L195 177V175H197L196 173H194ZM207 172L206 173H203V172ZM226 171V172H225ZM230 172V174L228 172ZM242 171H244V176L241 175V177H238V176H235L236 175H239V173H241ZM90 174H89V173ZM92 172V173H91ZM105 174H104V173ZM190 172V173H189ZM212 174H211V173ZM221 172H222V175H221ZM235 174H234V173ZM259 172V173H260ZM9 173V172H8ZM88 173V174H87ZM109 173V174H108ZM117 175H115V174ZM184 173V172H183ZM214 173V174H213ZM242 173V174H243ZM246 173V174H245ZM256 173V174H255ZM10 174V173H9ZM17 174V175H18ZM113 174V175H112ZM139 174V176H137ZM145 174V175H146ZM149 174V173H148ZM191 174V175H190ZM195 174V175H194ZM206 176H205V175ZM209 174V175H208ZM226 174V175H225ZM228 174V175H227ZM255 174V175H254ZM6 175V177H5ZM90 175V176H88ZM103 175V176H102ZM113 176L114 178H109L111 176ZM214 177H213V176ZM219 175L221 177H219ZM225 177H224V176ZM234 175V176H233ZM247 175V176H245ZM249 175V177H248ZM3 176V177H2ZM118 176V177H116ZM122 179H121V177ZM130 176V177H129ZM137 176V177H136ZM155 176V174L153 175ZM151 176V177H153ZM193 176V177H192ZM231 176V177H230ZM240 176V175H239ZM13 177V179L11 178ZM98 177V178H97ZM104 177V178H102ZM107 179H106V178ZM116 177V178H115ZM120 177V179H119ZM140 177V178H138ZM147 177V180L149 179L148 177H150V175L146 176ZM149 179V183H151V185H154L156 183V185L154 186H161V184H157L158 182V179L156 180L155 178L156 177H153ZM201 177V178H202ZM209 177V178H207ZM223 177V178H222ZM230 177V178H229ZM236 178L235 180L232 179V178ZM241 180V182H238L240 184L237 183L238 178ZM246 178L247 180L245 181V179L243 178ZM253 177L255 178V180L253 182H251L253 180ZM98 180H97V179ZM191 178L195 179V181ZM212 178V179H211ZM214 178V179H213ZM227 178V179H226ZM242 178V179H241ZM16 179V180H14ZM21 181H19V180ZM100 179V180H99ZM104 179V180H103ZM107 181H106V180ZM115 179V181H114ZM117 179V181H116ZM134 179V180H133ZM208 179V180H206ZM228 179L232 180L229 183H226L228 181ZM18 180V182H17ZM40 180V179H39ZM104 183L106 182V185H104ZM114 181L115 183H113L112 181ZM136 180V181H135ZM152 180V181H151ZM199 180V181H198ZM221 180V181H220ZM223 180H225L224 183ZM92 181V180H90ZM99 181V182H98ZM120 181V182H119ZM129 181V182H130ZM154 181V182H153ZM213 181V182H211ZM216 181H218L217 183L219 184V181H220V184H221V188L220 187V184H219V187L216 188L214 186V184L216 185ZM245 181V182H244ZM17 182V183H16ZM124 182V183H123ZM192 182V183H191ZM195 182V183H194ZM206 182V185H204ZM215 182V183H214ZM223 184H222V183ZM229 182V181H228ZM244 182V183H243ZM113 183V184H112ZM120 183V184H119ZM197 183V184H196ZM204 183V184H203ZM211 183V184H210ZM252 183V184H251ZM3 186H2V185ZM119 184V185H118ZM173 183H171L172 185ZM186 184V185H185ZM217 184V185H218ZM229 184V185H228ZM238 184V185H237ZM242 184V185H241ZM251 184V185H250ZM37 185V186H36ZM113 185V186H112ZM166 185V184H165ZM165 185L163 184L161 187H165ZM191 185V186H189ZM199 185H200V188L203 187L204 189L201 188V191L199 190ZM213 185V186H212ZM224 185H227V186H224ZM36 186V187H35ZM105 187L107 189H105L106 191H110L111 190V193L112 192V189L109 188V187ZM131 187V189L128 188ZM187 186V187H186ZM224 186V187H223ZM230 186V188H229ZM240 186V187H239ZM251 186V187H250ZM41 187V186H39ZM134 188V191L132 193V189ZM167 187V186H166ZM170 187V186H169ZM173 187V186H172ZM171 187V188H172ZM174 187L175 184H174ZM191 187V188H190ZM195 187V189H194ZM217 189L215 190L214 189ZM242 187V188H241ZM243 187L245 190H243ZM254 187V186H253ZM263 187V186H261ZM259 187L258 189L260 190ZM188 188V189H187ZM189 188L191 190H189ZM193 188V189H192ZM213 188V191H211ZM226 188V189H225ZM241 188V189H240ZM248 188V192L246 191V189ZM12 189H15V191L21 193L19 195V193L17 194H14V192L12 193ZM34 189V190H33ZM113 189V190H114ZM136 189V190H135ZM178 188H173L172 190L174 192L177 191ZM220 189V190H218ZM225 189V190H224ZM232 189V190H231ZM0 190V191H1ZM6 190H3L2 192H6ZM47 190V189H46ZM120 190V191H119ZM195 190V191H193ZM199 190V191H198ZM252 190H255L252 188ZM261 190L264 191V187L263 189L261 188ZM260 190V191H261ZM9 191V190H8ZM8 191L6 193H8ZM14 191V190H13ZM43 191V192H42ZM125 191V194H123ZM128 191V192H127ZM189 191V192H188ZM221 191H222V195H221ZM226 191V192H224ZM228 191V192H227ZM251 193H250V192ZM257 191V190H255ZM52 193L51 195L54 197V198H49L50 197V194L48 195V193ZM127 192V193H126ZM198 194L197 192H199L201 194L200 197H197V195L195 194ZM215 192V193H214ZM244 192L246 194V197L243 198L241 197L240 195L244 194L242 193ZM23 193V195H22ZM129 193V194H128ZM138 193V194H137ZM191 193V194H190ZM193 193V194H192ZM203 193V195H202ZM219 193V194H218ZM252 194V196L250 197H247L249 196L250 194ZM26 194V196H25ZM28 194V196H27ZM46 194V197L44 196ZM123 194V195H122ZM155 194V196L153 197L152 195ZM162 198V196H164V200L163 199H159L157 197V195ZM22 195V196H21ZM30 195V196H29ZM32 197L31 199V202H30V199L28 197ZM126 195V196H125ZM129 195V196H128ZM133 195V196H131ZM190 196L188 198V196ZM217 195H218V198H217ZM220 195V196H219ZM227 195V196H226ZM21 196V197H20ZM25 196V197H24ZM49 196V197H48ZM51 196V197H52ZM59 197L58 199H56L57 197ZM123 196V198H122ZM144 196V197H143ZM195 196V197H194ZM199 196V195H198ZM27 197V198H26ZM37 197V198H36ZM115 197V199H116ZM136 197V198H133ZM153 197V198H152ZM193 197V203L194 201L197 202V198L199 200H201L198 204L194 203V205L192 206V199ZM197 197V198H196ZM203 197V199L205 198ZM209 197V198H208ZM222 197H223V200H222ZM227 199H226V198ZM24 198V199H23ZM44 198L47 199L44 201ZM112 198V197H111ZM114 198V197H113ZM143 198V200H142ZM157 198V199H156ZM191 198V199H190ZM195 198V199H194ZM221 198V199H220ZM241 198V199H240ZM243 198V199H242ZM27 199V200H26ZM59 199H62L59 200ZM64 199H67V200H64ZM124 199V200H122ZM139 199V200H137ZM147 199V201H146ZM155 199V200H154ZM160 200V203L164 204L167 203L169 205L167 206H164L161 205V207H159V210L158 208L155 207L156 203H158L157 200ZM187 199H190L187 200ZM208 199V200H207ZM28 202H26V201ZM52 200V201H51ZM56 200V201H55ZM134 200V201H133ZM167 200V201H165ZM170 200V201H169ZM186 200V201H185ZM207 200V201H206ZM21 201V203H22ZM66 201V202H65ZM126 201V203H125ZM129 201V202H128ZM132 203H131V202ZM135 201L137 203H135ZM142 201V202H141ZM150 201V202H149ZM156 201V202H155ZM178 201V203H177ZM205 201V202H204ZM227 201V204L232 206L230 208H226L228 207V205L226 204ZM233 202H236V203H232ZM238 201V203H237ZM246 201V202H245ZM25 202V203H24ZM30 202V203H29ZM65 202V203H64ZM146 204H145V203ZM181 202H183L181 204ZM185 202V203H184ZM224 203V205H222V207L220 206V203ZM29 203V204H28ZM131 205H129V204ZM147 203L149 205H147ZM219 203V204H218ZM230 203V204H229ZM27 204V205H26ZM31 204V205H30ZM37 204V203H36ZM74 204V205H73ZM119 204V205H118ZM123 204V205H122ZM133 204H134V208H133ZM135 204L137 205V207L135 206ZM195 204L197 206H195ZM207 204V205H206ZM214 204L212 206H214ZM232 204V205H231ZM29 205V206H28ZM71 205V206H70ZM141 205V206H139ZM158 205V206H160ZM201 205V206H200ZM227 205V206H226ZM235 205V206H234ZM247 205V203H246ZM63 206L65 207L64 209L66 210H63ZM77 206V207H76ZM110 207V209H112L111 211L109 210L108 207ZM122 206V208H121ZM129 208H127V207ZM148 206V207H147ZM157 206V205H156ZM211 206V205H210ZM226 206V207H225ZM48 207V206H46ZM51 207V206H50ZM91 207V209H89ZM113 207L114 209H119V210H113ZM116 207V208H115ZM119 207V208H118ZM124 207V209H123ZM140 207L141 210H138ZM163 207V208H162ZM191 208L188 210V208ZM75 208V209H74ZM78 208V209H76ZM106 208V209H105ZM128 209L127 211H125L126 209ZM146 208V209H145ZM194 208V209H193ZM208 208L210 209V207H207V211ZM30 209V210H29ZM56 209V208H55ZM67 209H71L70 211ZM100 209H102L100 211ZM108 209V210H107ZM121 209H123L122 211H120ZM151 209V210H150ZM153 209H155V213H150L149 215V212L151 211H154ZM157 209V210H156ZM161 209V211H160ZM205 209V210H204ZM232 209L234 211H232ZM15 210V208H14ZM77 210V211H76ZM107 210V211H106ZM144 210V211H143ZM185 210H180L178 212H181L182 215H184L185 213ZM191 210V212H192ZM66 211V212H65ZM76 211V212H75ZM100 211V212H99ZM111 214H107L109 212ZM117 214H116V212ZM125 211V212H124ZM149 211V212H148ZM158 211V212H157ZM161 213H160V212ZM36 212V210L34 211ZM64 212V213H63ZM74 212V213H73ZM124 212V213H123ZM147 212V213H146ZM166 212V211H165ZM163 212V214L165 213ZM184 212V213H183ZM189 212L187 214V212L185 213V218L190 215ZM195 212V213H196ZM203 212H202V216L200 215V217L202 218L204 215H203ZM223 212V211H222ZM223 212V213H224ZM31 212L29 213H26V215L30 214ZM33 213V212H32ZM90 213V216H92ZM107 215H106V214ZM112 213H115V214H112ZM120 213V214H119ZM133 213V212H132ZM168 213V212H166ZM194 213V214H195ZM198 213H196V219L199 221V219H201L200 217L197 218V216L199 215ZM207 213V212H206ZM230 213H226V214H230ZM34 214V213H33ZM32 214V215H33ZM124 214V215H123ZM187 214V215H186ZM205 214V213H204ZM13 215V214H12ZM31 215V214H30ZM66 215V214H65ZM80 215V216H79ZM86 215V216H85ZM119 215V217H118ZM122 215V216H121ZM142 215L144 216V214L142 213ZM158 215V214H157ZM181 215V216H182ZM191 215H193L191 213ZM190 215V217H192ZM205 215H208L205 214ZM104 216V217H105ZM161 216V215H159ZM195 216V215H194ZM28 217V216H27ZM109 217V218H110ZM117 217V218H116ZM152 217H155V216H152ZM184 217V216H183ZM189 217V216H188ZM187 217V218H188ZM209 217V215H208ZM30 218V216L28 217ZM73 218V219H75ZM89 217H87L88 219ZM110 220H113L111 219ZM193 217V219H195ZM204 218H207L204 217ZM195 219V220H196ZM11 220H12V217H11ZM76 220V219H75ZM214 222V221H213ZM216 223V222H214ZM215 225V224H214ZM217 229V227H215ZM200 230V228H199ZM217 233L221 232V230L217 229ZM199 232V233H197ZM200 231H198V228L195 230L194 232V238L197 240H195L194 242L196 250H198V252L195 250V247H193L194 250H192L193 252L195 251L194 255L196 256L197 259H201V257H203V254L206 252L203 247L202 250L201 247L204 246L205 242H207L204 238L206 237L207 239V236H206V232L204 233V231H202V233H200ZM195 234H199L200 236H204V237H201L200 236H195ZM203 234V235H202ZM199 237V238H198ZM27 238H24V242H27L26 241ZM199 239V240H198ZM203 239V240H202ZM204 241V242H203ZM217 241V239L215 238L213 241L211 242H215ZM135 246H136V253L137 251L140 250L141 248V245H142V242L138 243V241H135L134 242ZM198 243V244H197ZM202 243V244H201ZM218 242H215V243H210V247L214 246L215 248H219L221 247L222 249V245H220V247H216L217 245H214ZM202 245L201 247L199 245ZM213 244V245H212ZM212 245V246H211ZM140 246V248H139ZM208 246V248H210ZM212 247V248H214ZM138 248V250H137ZM200 248V249H199ZM224 248V247H223ZM27 251V249H24L22 253H24V251ZM162 251V249H160ZM25 251V252H26ZM202 251H205L204 253ZM29 253V250L27 251ZM26 252V253H27ZM197 252V253H196ZM202 252V253H201ZM21 254L23 257H19V260L21 262H18L17 264H33V262L31 261V253L29 254ZM199 253V254H198ZM201 253V254H200ZM30 255V256H29ZM200 257H198V256ZM204 258L206 259V256L204 255ZM215 258V259H214ZM213 259L216 260V262L219 263V260H217L218 258H216L215 256H213ZM26 261V262H25ZM217 263V264H218ZM5 264V263H4ZM12 264V263H11Z\"/></svg>", "mask_w": 264, "mask_h": 264}, {"label": "bare ground", "instance_id": "obj_2", "mask_svg": "<svg viewBox=\"0 0 264 264\" xmlns=\"http://www.w3.org/2000/svg\"><path fill=\"white\" fill-rule=\"evenodd\" d=\"M20 1V0H19ZM27 1V0H26ZM72 1V0H71ZM109 1H111V0H109ZM114 1V0H113ZM119 1V0H118ZM23 2V1H22ZM61 2V1H60ZM94 2V1H93ZM108 2V1H107ZM115 2V1H114ZM128 2V1H127ZM135 2V1H134ZM229 2V1H228ZM8 3V2H7ZM29 3V2H28ZM69 3H71V2H69ZM75 3V2H74ZM91 3V2H90ZM101 3V2H100ZM105 3V2H104ZM111 3H113L112 1H111ZM121 3V2H120ZM143 3V2H142ZM83 4V3H82ZM96 4V3H95ZM103 4V3H102ZM108 4V3H107ZM139 4V3H138ZM137 4V5H138ZM77 5V4H76ZM86 5V4H85ZM91 5V4H90ZM89 5V6H90ZM97 5H98V2H97ZM115 5H116V3H115ZM74 6V5H73ZM104 6V5H103ZM136 6V5H135ZM69 7V6H68ZM87 7V6H86ZM125 7V6H124ZM132 7H134V5L132 6ZM205 7V6H204ZM223 7V6H222ZM228 7H230V4H229V6ZM227 7V8H228ZM3 8H6V6L5 7H3ZM1 6H0V11H1V13L0 14H3V17L4 16H6L7 17V19H9L10 20V22H11V24L13 23L14 25L15 24H21V23H23V21L21 22V18H20V13H18L17 14V12H19V11H17L16 9H15V12H14V10H13V12L11 11V8L9 7V9H8V7H7V9L9 10H7V9H3ZM17 8V7H16ZM88 8V7H87ZM117 8V7H116ZM126 8V7H125ZM226 8V7H225ZM93 9V8H92ZM96 9V8H95ZM134 9V8H133ZM200 9V8H199ZM220 9V8H219ZM244 9V8H243ZM246 9H248V8H246ZM263 9V8H262ZM101 10H102V8H101ZM104 10V9H103ZM132 10V9H131ZM210 10V9H209ZM92 11V10H91ZM90 11V12H91ZM130 11V10H129ZM205 11V10H204ZM211 11V10H210ZM218 11V10H217ZM220 11H221V9H220ZM225 11V10H224ZM227 11H229V10H227ZM76 12V11H75ZM94 12V11H93ZM112 12V11H111ZM213 12V11H212ZM241 12V11H240ZM257 12V11H256ZM97 13V12H96ZM118 13V12H117ZM133 13V12H132ZM195 13V12H194ZM194 13H192V14H194ZM248 13V12H247ZM23 14V13H22ZM74 14V13H73ZM191 14V15H192ZM196 14H197V12H196ZM205 14V13H204ZM208 14H210L209 12H208ZM221 14V13H220ZM100 15V14H99ZM109 15V14H108ZM167 15V14H166ZM207 15V14H206ZM225 15V17L227 18V16H226V14H224ZM244 15V14H243ZM1 16V15H0ZM23 16V15H22ZM39 16V15H38ZM96 16V15H95ZM117 16V15H116ZM204 16V15H203ZM202 16V17H203ZM210 16V15H209ZM212 16V15H211ZM242 16V15H241ZM2 17V16H1ZM33 17V16H32ZM213 17V16H212ZM221 17L222 18H220V19H224L223 18V16L221 15ZM230 17V15L228 16V18ZM5 18V17H4ZM37 18V17H36ZM95 18V17H94ZM93 18V19H94ZM216 18V17H215ZM246 18V17H245ZM27 19V18H26ZM88 19V18H87ZM102 19V18H101ZM118 19V18H117ZM203 19V18H202ZM5 20V19H4ZM33 20V19H32ZM38 20V19H37ZM125 20V19H124ZM206 20V19H205ZM210 20V19H209ZM218 20V19H217ZM207 21V20H206ZM212 21V20H211ZM228 21V20H227ZM7 23L9 22V21H6ZM25 22V21H24ZM94 22H97L96 20L94 21ZM125 22V21H124ZM138 22V21H137ZM179 22H180V20H179ZM229 22V21H228ZM239 23H240V21H238ZM26 23V22H25ZM29 23V22H28ZM126 23H128V22H126ZM125 23V24H126ZM140 23V22H139ZM207 23V22H206ZM209 23V22H208ZM207 23V24H208ZM232 23V22H231ZM5 24V23H4ZM36 24V23H35ZM60 24V23H59ZM80 24V23H79ZM92 24V23H91ZM100 24H102V23H100ZM219 24V23H218ZM230 24V23H229ZM236 24V23H235ZM241 24V23H240ZM243 24H244V22H243ZM254 24V23H253ZM1 25H2V23H1ZM13 25V26H14ZM57 25V24H56ZM140 25V24H139ZM209 25V24H208ZM214 25V24H213ZM216 25V24H215ZM99 26V25H98ZM141 26V25H140ZM255 26V25H254ZM21 27H22V25H21ZM93 27V26H92ZM136 27V26H135ZM219 27V26H218ZM20 28V27H19ZM23 28H24V26H23ZM26 28V27H25ZM28 28V27H27ZM32 28H33V26H32ZM55 28V27H54ZM98 28V27H97ZM66 29V28H65ZM64 29V30H65ZM135 29V28H134ZM212 29V28H211ZM214 29H216L215 27H214ZM251 30H252V28H250ZM21 30H22V28H21ZM63 30V31H64ZM80 30V29H79ZM237 30V29H236ZM22 31H24V29L22 30ZM21 31V32H22ZM26 31V30H25ZM78 31V30H77ZM81 31V30H80ZM216 31V30H215ZM222 31H223V29H222ZM10 32V31H9ZM234 32V31H233ZM236 32V31H235ZM258 32H259V30H258ZM16 33H18V32H16ZM32 33H34V32H32ZM42 33H44V31L42 32ZM46 33H48V32H46ZM73 33V32H72ZM75 33V32H74ZM76 33H78V32H76ZM84 33V32H83ZM220 33V32H219ZM247 33V32H246ZM245 33V34H246ZM262 33V32H261ZM260 33V34H261ZM38 34V33H37ZM69 34V33H68ZM222 34V33H221ZM3 35V34H2ZM8 35V34H7ZM13 34H11V36H12ZM20 35V34H19ZM22 35H24V34H22ZM21 35V36H22ZM35 35V34H34ZM41 36H40V38H39V42H38V44L40 43H42V41H43V44H46V47H49V43L46 41L48 38H51L52 36H47L48 38L46 39V36H44L43 34H40ZM46 35H48V34H46ZM50 35V34H49ZM51 35H52V33H51ZM233 35H234V33H233ZM262 35V34H261ZM33 36V35H32ZM44 36V37H43ZM55 36V35H54ZM68 36V35H67ZM72 37H73V35H71ZM76 36V35H75ZM34 37V36H33ZM79 37V36H78ZM230 37V36H229ZM231 37H232V35H231ZM243 37V36H242ZM18 38V40L20 41L21 39H19L20 38V36L19 37H17ZM29 38V37H28ZM53 38V37H52ZM51 38V39H52ZM66 38V37H65ZM81 38V37H80ZM42 39V40H41ZM46 39V40H45ZM72 39V38H71ZM77 39H79V38H77ZM86 39V38H85ZM10 40H12V38L10 39ZM14 40V39H13ZM23 40H26V39H23ZM33 40V39H32ZM41 40V41H40ZM60 40H62V39H60ZM59 40V41H60ZM66 40V39H65ZM228 40H230L229 38H228ZM244 40V39H243ZM255 40V39H254ZM253 40V41H254ZM259 40V38L257 39V41ZM261 40V39H260ZM263 40V39H262ZM7 41V40H6ZM35 41V40H34ZM67 41H68V39H67ZM72 41H74V38H73V40H71V41H69L70 42V44H71V42ZM77 41V40H76ZM84 41V40H83ZM252 41V42H253ZM13 42H15V41H12V43ZM22 41H20V43H21ZM44 42H47V43H44ZM63 42V41H62ZM78 42V41H77ZM81 42V41H80ZM242 42V41H241ZM24 43V42H23ZM30 43V42H29ZM65 43V42H64ZM75 43V42H74ZM260 43V42H259ZM262 43V42H261ZM14 44V43H13ZM59 44V43H58ZM62 44V43H61ZM65 44H68L67 42L65 43ZM202 44V43H201ZM240 44V43H239ZM243 44V43H242ZM252 44V43H251ZM1 45V44H0ZM23 45V44H22ZM30 45V44H29ZM33 45V44H32ZM42 45V44H41ZM52 45V44H51ZM71 45H73V44H71ZM81 45V44H80ZM199 45V44H198ZM204 45V44H203ZM254 45V44H253ZM256 45V44H255ZM27 46V45H26ZM40 46V45H39ZM45 46V45H44ZM43 46V47H44ZM58 46V45H57ZM66 45H64L63 47H64V49H66V47H65ZM83 46V45H82ZM82 46H79V47H82ZM195 46H197V45H195ZM245 46V45H244ZM262 46V45H261ZM1 47H2V45H1ZM6 47V46H5ZM18 47H19V45H18ZM33 47V46H32ZM69 47H70V49H69ZM77 47V46H76ZM130 47V46H129ZM156 47V46H155ZM243 47V46H242ZM246 47V46H245ZM244 47V48H245ZM252 46H250V48H251ZM25 48V47H24ZM38 48V47H37ZM56 47H54V49H55ZM59 48H61L60 47V45H59ZM67 50L70 52V54H72V52L71 51H73L72 50V47L69 45V46H67ZM74 48V47H73ZM190 48V47H189ZM188 48V49H189ZM197 48H198V46H197ZM248 48V47H247ZM247 48H245V49H247ZM254 48V47H253ZM263 48V47H262ZM3 49V48H2ZM6 49V48H5ZM16 49H18V48H16ZM22 49V48H21ZM41 49V48H40ZM46 49H48V48H46ZM45 49V50H46ZM77 49V48H76ZM148 49V48H147ZM156 50H157V48H155ZM191 50H192V48H190ZM242 49V48H241ZM245 49H243V50H245ZM38 50V49H37ZM41 50H43V49H41ZM58 50V49H57ZM164 50H166V49H164ZM240 50V49H239ZM258 50V49H257ZM7 51V50H6ZM10 51V50H9ZM39 51V50H38ZM59 51V50H58ZM61 51V53L63 52V49H61L60 50ZM68 51H66V50H64V53H67V54H69L68 53ZM158 51V50H157ZM156 51V52H157ZM189 51V50H188ZM241 51V50H240ZM15 52V51H14ZM34 52V51H33ZM49 52V51H48ZM53 52V51H52ZM51 52V53H52ZM83 52V51H82ZM148 52V51H147ZM152 52V51H151ZM161 52V51H160ZM209 52V51H208ZM239 52V51H238ZM237 52V53H238ZM241 52H244V51H241ZM253 52V51H252ZM18 53V52H17ZM35 53V52H34ZM40 53V52H39ZM58 53V52H57ZM79 53V52H78ZM81 53V52H80ZM79 53V54H80ZM85 53H87V51L85 52ZM84 52L82 53V54H85ZM146 53V52H145ZM207 53V52H206ZM244 53H246L247 54V51L246 52H244ZM243 53V54H244ZM63 54V53H62ZM61 54V56L62 57H64V56H66L65 54H63L62 55ZM74 54V53H73ZM140 54V53H139ZM149 54V53H148ZM243 54H242V57H243ZM256 54V53H255ZM46 55V54H45ZM49 55V54H48ZM59 55H60V53H59ZM74 55H76V54H74ZM87 55V54H86ZM136 55V54H135ZM145 55V54H144ZM150 55V54H149ZM154 55V54H153ZM207 55H209V54H207ZM235 55H237V54H235ZM238 55H241V54H238ZM30 56V55H29ZM44 56V55H43ZM56 56H57V54H56ZM76 56H78L79 57V55H76ZM75 56V57H76ZM81 56V55H80ZM84 56V55H83ZM89 56V55H88ZM88 56H85V57H88ZM93 56V55H92ZM140 56V55H139ZM206 56V55H205ZM247 56V55H246ZM246 56H244V57H246ZM45 57V56H44ZM67 57H69L68 55H67ZM78 57H76V59L78 60V63L79 62H81L79 59H78ZM152 57V56H151ZM212 57V56H211ZM243 57V61H244V59H247V58H249V56H247V58H244ZM260 57V56H259ZM263 57V56H262ZM262 57H260V58H262ZM29 58V57H28ZM46 58H47V56H46ZM71 58H74L73 57V55H72V57ZM71 58H69V61H70V59ZM129 58V57H128ZM148 58V57H147ZM155 58V57H154ZM234 58H235V56H234ZM233 58V59H234ZM239 58H241L240 56H239ZM29 59H31V58H29ZM49 59V58H48ZM58 59V58H57ZM88 59H91V60H95V64L93 63V62H91L90 60H88ZM87 60L85 59V58H82V62H83V60H86L87 61V63L90 61L92 64V67H91V65H90V62H89V67H91V70H93V72H96V71H94V70H97L98 71V73L100 72L99 71V69L100 68H98L99 67V64H97L96 63V59H95V57H94V59H92L91 58V56L88 58ZM232 59V60H233ZM63 60V59H62ZM67 60H68V58H67ZM77 60H74L75 61V64H76V61ZM241 60H242V58H241ZM241 60H240V62H241ZM248 60H250V59H248ZM260 60V59H259ZM258 60V61H259ZM262 60V59H261ZM4 61V60H3ZM65 61V60H64ZM73 61V60H72ZM86 61H85V64H86ZM139 61V60H138ZM159 61H161V60H159ZM236 61H239V59L238 60H236ZM251 61V60H250ZM81 62V63H82ZM132 62V61H131ZM245 62V61H244ZM243 62V63H244ZM264 62V61H263ZM7 63V62H6ZM100 63V62H99ZM102 63V62H101ZM135 63V62H134ZM150 63V62H149ZM232 63V62H231ZM236 63V62H235ZM242 63V64H243ZM247 63V62H246ZM245 63V64H246ZM249 63V62H248ZM247 63V64H248ZM258 63V62H257ZM260 63V62H259ZM84 64V63H83ZM96 64L98 65V66H96ZM162 64V63H161ZM263 64V63H262ZM262 64L260 63V64H258V65H260L259 67L258 66H256V68L258 67L259 69H260V67L262 66ZM3 65V64H2ZM25 65V64H24ZM34 65V64H33ZM80 65L81 64H78V66L80 67ZM86 65H88V64H86ZM94 65V66H93ZM102 65V64H101ZM131 65H132V63H131ZM155 65V64H154ZM223 65V64H222ZM256 65V64H255ZM63 66V65H62ZM69 66V65H68ZM71 66H74V65H71ZM83 66V65H82ZM96 66V67H95ZM105 66V65H104ZM109 66V65H108ZM238 66V65H237ZM5 67V66H4ZM35 67V66H34ZM85 67H87V66H85ZM93 67H94V69H93ZM102 67H103V65H102ZM101 67V68H102ZM110 67V66H109ZM157 67H159V66H157ZM161 67V66H160ZM243 67V66H242ZM6 68V67H5ZM66 68V67H65ZM69 68H71L70 66H69ZM96 68V69H95ZM108 68V67H107ZM113 67H111V69H112ZM225 68V67H224ZM227 68V67H226ZM255 68V69H256ZM261 68H263V67H261ZM2 69H3V67H2ZM26 69V68H25ZM43 69V68H42ZM72 69V68H71ZM88 69V68H87ZM114 69V68H113ZM229 69V68H228ZM239 69V68H238ZM259 69H257L256 70V72H255V74H257V75H255V81L253 80V83H255L256 82V84L255 85H258V86H256V87H259V89H260V86H261V88L262 87H264V68L262 69V70H259ZM4 70V69H3ZM27 70V69H26ZM55 70V69H54ZM70 70V69H69ZM77 70V69H76ZM79 70H80V68H79ZM108 70V69H107ZM117 70V69H116ZM162 70V69H161ZM241 70V69H240ZM259 70V71H258ZM25 71V70H24ZM84 71V70H83ZM101 71H104V70H101ZM106 71V70H105ZM110 71V69L107 71L108 73H111V72H109ZM112 71V70H111ZM262 71V73H259V72H261ZM26 72V71H25ZM52 72V71H51ZM86 72H88V71H86ZM90 72V71H89ZM92 72V73H93ZM159 72H161V71H159ZM249 72H251V69H250V71ZM254 72V71H253ZM3 73V72H2ZM74 73V72H73ZM91 73V72H90ZM91 73V74H92ZM97 73V72H96ZM104 73V72H103ZM259 73V74H258ZM39 74V73H38ZM70 74V73H69ZM101 74V72L99 73V75ZM105 74V73H104ZM218 74V73H217ZM64 75V74H63ZM84 75V74H83ZM90 75V74H89ZM93 75V74H92ZM95 75V74H94ZM102 75V74H101ZM108 75H110V74H108ZM116 74H114L113 73V75L112 76H115ZM117 75H119V74H117ZM121 75V74H120ZM183 75V74H182ZM200 75V74H199ZM245 75V74H244ZM10 76V75H9ZM51 76V75H50ZM107 76V75H106ZM187 76V75H186ZM192 75H189V77H191ZM200 76H202V74L200 75ZM200 76L198 77V78H200ZM204 76V75H203ZM11 77V76H10ZM71 77V76H70ZM81 77V76H80ZM84 77V76H83ZM86 77V76H85ZM119 77H121V79H122V76H119ZM179 77V76H178ZM181 77V76H180ZM179 77V78H180ZM188 77V80L190 79H192V77H194V76H192L191 78H189ZM229 77V76H228ZM239 77V76H238ZM7 78V77H6ZM26 78V77H25ZM32 78V77H31ZM79 78V77H78ZM87 78V77H86ZM100 78V77H99ZM98 78V79H99ZM118 78V77H117ZM124 78V77H123ZM178 78V79H179ZM196 78V77H195ZM198 78L197 79H195V80H198ZM240 78V77H239ZM1 79H3V78H1ZM69 79V78H68ZM80 79V78H79ZM104 79V78H103ZM121 79H119V80H121ZM254 79V78H253ZM8 80V79H7ZM40 80V79H39ZM50 80V79H49ZM75 80V79H74ZM106 80V79H105ZM114 80V79H113ZM126 80V79H125ZM194 79L192 80V84H194V81H195ZM204 80H205V78H204ZM29 80H27V82H28ZM30 81H31V79H30ZM43 81V80H42ZM97 81H100V79L99 80H97ZM123 80H121L120 82H118V83H121ZM136 81V80H135ZM181 81H183V79H181ZM184 81H185V79H184ZM201 81V80H200ZM207 81V80H206ZM206 81L204 82V81H202V84H203V82L204 83H206ZM238 81V80H237ZM236 81V82H237ZM241 81H243V80H241ZM8 82V81H7ZM10 82V81H9ZM49 82V81H48ZM104 82V81H103ZM127 82V81H126ZM125 82V83H126ZM130 82H133V81H130ZM190 82V81H189ZM188 82V83H189ZM195 82H197V81H195ZM257 82L260 84H257ZM2 83H4V81L2 82ZM16 83V82H15ZM21 83V82H20ZM42 83V82H41ZM52 83V82H51ZM113 83V82H112ZM116 83H117V81H116ZM117 83V84H118ZM124 83V84H125ZM181 83V82H180ZM187 83V82H186ZM187 83V84H188ZM223 83V82H222ZM229 83H231L230 81H229ZM243 83H245V82H243ZM5 84V83H4ZM49 84V83H48ZM90 84V83H89ZM107 84V83H106ZM127 84V83H126ZM125 84V85H126ZM137 84V83H136ZM182 84H184V83H182ZM192 84H188V85H191L192 87H193V85ZM207 84H208V82H207ZM210 84V83H209ZM227 84V83H226ZM10 85H11V83H10ZM32 85V84H31ZM53 85V84H52ZM83 85V84H82ZM120 85V84H119ZM122 85V84H121ZM129 85V84H128ZM194 85H198L199 87H201L202 85L200 84V82L198 83H196V84H194ZM201 85V86H200ZM213 85V84H212ZM218 85V84H217ZM217 85H215L216 87H217ZM221 85V84H220ZM237 85V84H236ZM239 85V84H238ZM1 86V85H0ZM4 86V85H3ZM5 86H7V83L5 84ZM77 86V85H76ZM80 86V85H79ZM104 86V85H103ZM118 86V85H117ZM123 86V85H122ZM186 86V85H185ZM203 86H204V84H203ZM225 86V85H224ZM254 86V85H253ZM23 87V86H22ZM34 87V86H33ZM143 87V86H142ZM191 87V88H192ZM233 87V86H232ZM1 88V87H0ZM6 89L8 88L9 89V87L7 86V87H5ZM24 88V87H23ZM23 88H21L20 87V89H23ZM29 88V87H28ZM117 88V87H116ZM119 88V87H118ZM132 88V87H131ZM203 88H205V87H203ZM226 88V87H225ZM227 88H229V87H227ZM226 88V89H227ZM254 88H255V86H254ZM13 89V88H12ZM11 89V90H12ZM18 89V88H17ZM33 89H35V88H33ZM78 89V88H77ZM80 89V88H79ZM84 89V88H83ZM115 89V88H114ZM113 89V90H114ZM123 89V88H122ZM141 89V88H140ZM151 89V88H150ZM195 89V88H194ZM193 89V90H194ZM199 89V88H198ZM212 89V88H211ZM210 89V90H211ZM215 89V88H214ZM237 89H238V87H237ZM236 88L234 89L235 91L237 90ZM241 89V88H240ZM239 89V90H240ZM258 89V88H257ZM263 89V88H262ZM4 90V89H3ZM15 90V89H14ZM92 90V89H91ZM97 90V89H96ZM117 90V89H116ZM125 90V89H124ZM146 90V89H145ZM197 90V89H196ZM202 90V89H201ZM205 92H206V90L205 89H203ZM209 90V91H210ZM225 90V89H224ZM230 90H231V88H230ZM30 91V90H29ZM33 91V90H32ZM126 91V90H125ZM127 91H129V90H127ZM151 91V90H150ZM149 91V92H150ZM195 91V90H194ZM199 91V90H198ZM212 91H213V89H212ZM222 91V90H221ZM227 91V90H226ZM229 91V90H228ZM260 91V90H259ZM258 91V92H259ZM264 91V90H263ZM0 92H1V90H0ZM4 92V91H3ZM2 92V93H3ZM14 92V91H13ZM36 92V91H35ZM122 92V91H121ZM203 92V91H202ZM202 92H200V93H202ZM204 92V93H205ZM211 92V91H210ZM216 92V91H215ZM262 92V91H261ZM261 92H259V95H260V93ZM19 93H20V91H19ZM74 93V92H73ZM116 93V92H115ZM132 93H133V91H132ZM142 93V92H141ZM145 93H147V92H145ZM264 93V92H263ZM28 94V93H27ZM78 94V93H77ZM97 94V93H96ZM113 94V93H112ZM170 94V93H169ZM194 94H195V92H194ZM199 94V93H198ZM217 94V93H216ZM219 94V93H218ZM227 94H228V92H227ZM0 95H6L5 96V98L7 97V94L6 93H4V94H0ZM9 95V94H8ZM71 95V94H70ZM81 95H83L82 93H81ZM129 95V94H128ZM132 94H130V96H131ZM140 95V94H139ZM138 95V96H139ZM145 95V94H144ZM200 95V94H199ZM3 96H0L1 98V102H2V98H3ZM10 96V95H9ZM21 96V95H20ZM32 96H33V94H32ZM80 96V95H79ZM84 96V95H83ZM95 96V95H94ZM102 96V95H101ZM106 96V95H105ZM110 96V95H109ZM117 96H118V94H117ZM116 96V97H117ZM123 96V95H122ZM125 96V95H124ZM132 96H134V95H132ZM131 96V97H132ZM150 96V95H149ZM161 96V95H160ZM163 96V95H162ZM170 96V95H169ZM172 96V95H171ZM179 95H177V97L176 96H172L173 97V99H174V101H175V99H177V98H179V99H181V101H179L178 99V101H179V103H177L178 101L176 100L175 102H173V99L171 100V102H170V100H169V98H168V100H169V104H171L172 105V107L170 108V107H168V106H170L169 104L168 105H166L167 103H165V101L166 100H164L163 98V103H161V104H163L164 106H166L167 108H169L168 110L166 109V108H164V111H165V109L168 111V113H166V114H168V116L167 117H169V118H166V117H163V118H165V119H162L163 121H157L158 122V125H159V129H161L160 127H162V129L159 131L161 134H159V133H157V134H155L156 133V130H155V132H154V128L156 127V126H158L157 125V123L155 122V124H156V126L154 127V128H152V124L154 123H152L151 125L149 124L150 123V121H149V123H148V121H147V123H148V125L150 126H147V128H146V130H144V132L142 133V134H140V131H142V129L139 131V133L138 132H136V129L134 128V129H128L127 127H124L126 124V122L124 123V124H122L123 123V120H121V122H119L118 123V125H115V124H112V123H110V121H112V119H110L111 117H109L108 118V120L106 119L108 116H110L109 114L107 115V117L105 118L104 116H106V113L105 114H102L103 115V117L106 119H104V118H102V116L100 117V114H101V112H99V111H97L99 108H97V113L99 112L100 114H98L99 116V118H96V122H97V119L98 120H103L102 121V123H103V127L104 128H106V127H109V128H106L107 130L108 129H110L109 130V132H110V136H108V138L109 137H111L110 139H112V140H114V142H112V143H115V145L117 146V145H120V147H119V150L118 151H116L115 153H117L119 156H118V158H116L117 156H114L113 154H112V152H110V149L108 148V150H106V148H105V144H103V138L101 139V132H100V129H101V121H100V123H95V125H94V128H92L91 130H93V131H89V130H87V129H85L84 128V126H86L87 124H85V125H81L80 124V122H79V124H80V126H83V127H79V129H77L76 128V132L74 131V130H71L72 132H71V136L73 137V139H71L72 137L70 136V140H68L67 138H68V135H67V137L64 135V130H62V128L65 126V125H63V123H61L60 122V125H59V127H58V130H52L53 131V133L50 131V133H48V131H47V129H46V127L44 128V129H46V131H47V133L50 135V136H53V140L55 139V142H57L60 146L62 145L67 151H69V152H71V153H69L68 155H70V157L71 158H73V157H75V158H77V160L78 161H80L81 160V162L83 161L84 163L85 162H87V163H91L92 162V164H93V166L95 165V166H98V165H96V164H100V163H104L105 161V163L104 164H106L107 162V165H109L108 167L106 166V168H108V169H110L111 170V168H112V171H113V169L116 171H113V172H115V173H117V172H119V174L118 175H120V173H122V175L124 174V177L125 178H123V181H124V179H125V182H126V184H124L125 186H127V185H129V186H136V185H130V183H131V181H130V179H128V176H127V171H126V168L124 167V165L122 166V164H121V160H119V161H117L118 159H120L119 157H121V156H123V157H125L126 159H130V164H132V162H133V164H134V162H135V166L137 165V164H140V166L142 167H144V169L146 168V171L149 173H145L143 170L144 169H142V171H141V173H139L140 174V177H138V178H140V181H137L138 182V184H137V190L138 191H135V192H139L140 194H141V192L143 193L142 195H146V197H147V195H149V194H152V193H160V194H166V199L168 200V199H170L172 202L173 201H175V199L176 200H178L177 198H182L181 197V195L183 196V194L184 193H186V189H185V187H184V183L186 182H188V180L190 179V177H188V175L186 174V172H185V169H189L190 167H192V165L194 164V162H195V160L197 159V155H199L200 157H201V159H203V157L205 156L206 158H210L211 160H213L212 162L214 163V165H218L219 164V162L220 161H222V160H220V158L218 157V155H217V153H219V152H221V151H219V152H217V153H215V152H213L214 150H212L211 151V149L210 150H207V151H199V147L197 146V144H196V139H195V137L199 134V131H201L200 130V128H201V117H199V115H198V113L196 114L195 112H196V109H197V111H198V108H196L195 106L197 105V101L199 100H195V102L196 103H194L192 100H191V98H190V101H192V104L193 105H191L190 103V107L191 106H193V109H194V107L196 108V109H194V113L196 114H191V112H193V110L192 111H190V109L191 108H189V105L187 104L186 105V103L187 102H185L186 100L185 99H183V96L182 95H180L181 97H178ZM195 96V95H194ZM198 96V95H197ZM209 96V95H208ZM214 96V95H213ZM261 96V95H260ZM23 97V96H22ZM28 97V96H27ZM37 97V96H36ZM71 97V96H70ZM85 97V96H84ZM107 97V96H106ZM153 97V96H152ZM155 97V96H154ZM164 97V96H163ZM166 97V96H165ZM164 97V98H165ZM171 97V98H172ZM175 97V98H174ZM185 97V96H184ZM201 97V96H200ZM200 97H197V98H200ZM206 97V96H205ZM263 97V96H262ZM10 98V97H9ZM34 98V97H33ZM72 98V97H71ZM83 98V97H82ZM102 98V97H101ZM123 98V97H122ZM128 98V97H127ZM133 98H135V97H133ZM132 98V99H133ZM139 98V97H138ZM142 97H140V100L142 101V99H141ZM146 98H149V97H146ZM159 98V97H158ZM167 98V97H166ZM201 98H203V97H201ZM200 98V99H201ZM228 98V97H227ZM11 99H12V97H11ZM29 99V98H28ZM81 99V98H80ZM90 99H92L91 97H90ZM132 99H131V102H132ZM144 99V98H143ZM151 99V98H150ZM149 99V100H150ZM156 99V98H155ZM192 99H194V98H192ZM196 99V98H195ZM9 99H7V101H8ZM23 98H22V102H23ZM35 100V99H34ZM96 100V99H95ZM100 100V99H99ZM112 100V99H111ZM114 100V99H113ZM121 100V99H120ZM128 100H130V99H128ZM134 100V99H133ZM136 100V99H135ZM145 100V99H144ZM148 100V101H149ZM158 100V99H157ZM167 100V101H168ZM5 101H6V99H5ZM15 101V100H14ZM19 101H21V99L19 100ZM27 101V100H26ZM36 101H39L38 99H36L35 100V102ZM92 101V100H91ZM102 101V103H103V100H101ZM105 101H106V99H105ZM137 101V100H136ZM151 101V100H150ZM160 101V100H159ZM184 101V102H183ZM226 101V100H225ZM9 102V101H8ZM28 102V101H27ZM29 102H31V101H29ZM34 102V103H35ZM47 102V101H46ZM87 102V101H86ZM113 102V101H112ZM121 102V101H120ZM120 102H117L118 104L120 103ZM124 102V101H123ZM140 102V101H139ZM153 102V101H152ZM158 102V101H157ZM186 106V108L187 109H189L188 110V112H189V114L191 115V119L187 116L188 114L187 113H185L186 111H185V106H184V111L183 110H181L182 109V107H183V104ZM203 102V101H202ZM262 103H263V101H261ZM261 102H259V103H261ZM2 103H4V102H2ZM1 103V104H2ZM12 103V102H11ZM16 103H18V101L16 102ZM40 103V102H39ZM43 103H44V101H43ZM126 103V102H125ZM130 103V102H129ZM132 103H134V102H132ZM145 103V102H144ZM154 103V102H153ZM155 103H156V101H155ZM181 103V104H180ZM241 103H242V101H241ZM261 103V104H262ZM13 104H14V106H13ZM25 104H28V103H25ZM42 104V103H41ZM149 104V103H148ZM157 104V103H156ZM200 104V101L198 102V105ZM240 104V103H239ZM245 104V103H244ZM6 105H7V103H6ZM5 105V106H6ZM10 104H8V109H10V107H15V102H13L12 103V106H9ZM23 105V104H22ZM30 105H32V104H30ZM35 105V104H34ZM37 106L36 107H38V105L39 104H36ZM44 105V104H43ZM46 105H47V103H46ZM92 105H93V102H92ZM98 105V104H97ZM101 105V104H100ZM99 105V107H100V109H101V106ZM104 105L106 106V104L104 103ZM103 105V106H104ZM112 105V104H111ZM110 105V106H111ZM151 105V104H150ZM154 105V104H153ZM157 105H159V104H157ZM156 105V106H157ZM162 105V106H163ZM21 106V105H20ZM29 106V105H28ZM33 106V105H32ZM32 106H31V108H32ZM42 106V105H41ZM114 106V105H113ZM124 106V105H123ZM126 106V105H125ZM134 106V105H133ZM141 106H142V103H141ZM200 107H201V105H199ZM245 106H246V104H245ZM22 107V106H21ZM25 107V108H24ZM23 107V111L24 110H26V106H24ZM109 107V106H108ZM132 107V106H131ZM135 107V106H134ZM143 107V106H142ZM145 107H147L146 105H145ZM174 107H175V109H174ZM199 107V108H200ZM254 107V106H253ZM16 108H19V110H20V107H16ZM27 108H29V107H27ZM42 108H43V106H42ZM46 108V107H45ZM91 108V107H90ZM96 108V107H95ZM103 109H104V107H102ZM160 108V107H159ZM174 110H173V109ZM238 108H240V107H238ZM245 108V107H244ZM30 109V108H29ZM34 109V108H33ZM102 109V110H103ZM106 109V108H105ZM116 109V108H115ZM131 109V108H130ZM153 109H155V108H153ZM163 109V108H162ZM172 109V110H171ZM186 109V110H187ZM208 109V108H207ZM243 109V108H242ZM12 110V109H11ZM13 110H14V108H13ZM16 110H18V109H16ZM22 110H21V112H22ZM39 110H40V108H39ZM101 110V111H102ZM113 110V109H112ZM119 110H121V108L119 109ZM133 110V109H132ZM144 111H145V108L143 109ZM142 110V111H143ZM150 110H152V109H150ZM175 110H176V115L174 116V114L173 113H171V111H174L175 112ZM229 110V109H228ZM227 110V111H228ZM30 111V110H29ZM33 111L34 110H32V115H33ZM37 111V110H36ZM105 111V110H104ZM143 111V112H144ZM149 111V110H148ZM155 111V110H154ZM158 112H159V110H157ZM182 111L185 113V114H187V115H185V116H187V117H185L184 115H183V113H182ZM201 111H203V110H201ZM205 111V110H204ZM225 111V110H224ZM236 111V110H235ZM27 112H28V109H27ZM27 112L25 111L24 112V114L26 115L27 114ZM106 112V111H105ZM117 112V111H116ZM143 112H141L142 114H143ZM152 112V111H151ZM156 112V111H155ZM169 112H170V114L171 115H173V118L174 119H172V117H171V115L169 114ZM211 112H212V109H211ZM230 112V111H229ZM229 112H227V113H229ZM238 112H239V109H238ZM244 113H245V111H243ZM262 112V111H261ZM18 113H20V112H18ZM29 113V112H28ZM30 113H31V111H30ZM102 113H104L103 111H102ZM111 113V112H110ZM135 113V112H134ZM133 113V114H134ZM146 113V112H145ZM182 113V114H181ZM247 113V112H246ZM258 113V112H257ZM257 113H255V114H257ZM139 114V113H138ZM161 114V113H160ZM202 114V113H201ZM204 114V113H203ZM231 114H232V112H231ZM263 115V118H262V116L261 115H257L258 116V118L259 117H261L262 119H264V113H262ZM20 115V114H19ZM21 115H23V113L21 114ZM19 116L20 117V119H22V116ZM30 115V114H29ZM96 115V114H95ZM145 115H148V114H144V116ZM162 115H164V113L162 114ZM208 115V114H207ZM221 115V114H220ZM247 115V114H246ZM24 116V115H23ZM119 116H121L120 115V113H119ZM134 116V115H133ZM138 116V115H137ZM200 116H202V115H200ZM211 116L213 117V115L211 114ZM225 116V115H224ZM255 116V115H254ZM11 117V116H10ZM18 117V116H17ZM24 117H26L27 118V116H24ZM30 117H33V116H30ZM60 117V116H59ZM58 117V118H59ZM122 117H123V115H122ZM128 117V116H127ZM160 117V116H159ZM170 117H171V119H170ZM206 117V116H205ZM84 118V117H83ZM94 118H95V116H94ZM114 118V117H113ZM125 118V117H124ZM129 118V117H128ZM138 118V117H137ZM142 118H144V117H142ZM145 118H147L146 116H145ZM148 118H149V115H148ZM148 118L146 119V120H148ZM161 118V117H160ZM160 118H159V120H160ZM188 118H189V120H188ZM199 118H200V120H199ZM214 118V117H213ZM219 118V117H218ZM227 118V117H226ZM244 118V117H243ZM242 118V119H243ZM260 118V119H261ZM17 119V118H16ZM19 119V120H20ZM28 119V121L30 120H32V119H29V118H27ZM35 119V118H34ZM60 119V118H59ZM126 119V118H125ZM131 119V118H130ZM132 119H133V117H132ZM131 119V120H132ZM136 119V118H135ZM141 119V118H140ZM150 119V118H149ZM203 119V118H202ZM9 120V119H8ZM7 120V121H8ZM18 120V119H17ZM53 120V119H52ZM61 121H62V118L60 119ZM59 120V121H60ZM110 120V121H109ZM114 120H116L115 118L113 119V123H115L114 122ZM120 120V119H119ZM118 120V121H119ZM130 120V121H131ZM137 120V119H136ZM144 120V119H143ZM152 120V119H151ZM154 120V119H153ZM152 120V121H153ZM206 120V119H205ZM207 120H209V119H207ZM222 120V119H221ZM221 120H219V121H221ZM245 120V119H244ZM254 120V119H253ZM27 122L28 124L29 123H34L33 121L32 122ZM57 121V120H56ZM92 121V120H91ZM94 121H95V119H94ZM125 121V120H124ZM128 121V120H127ZM140 121H142V120H140ZM151 121V122H152ZM189 121V122H188ZM218 121V122H219ZM223 121V120H222ZM47 122V121H46ZM63 122V121H62ZM65 122V121H64ZM69 122V121H68ZM68 122H67V124H68ZM76 122V121H75ZM89 122V121H88ZM99 122V121H98ZM136 122V121H135ZM134 122V123H135ZM137 122H138V120H137ZM136 122V123H137ZM204 122V121H203ZM217 122V121H216ZM257 122V121H256ZM255 122V123H256ZM261 122V121H260ZM23 123V122H22ZM35 123H36V121H35ZM85 123H86V121H85ZM120 123L122 124V125H124V126H120ZM130 123V122H129ZM128 123V124H129ZM133 123V124H134ZM140 123V122H139ZM146 123V124H147ZM160 123V124H159ZM206 123V122H205ZM226 123V122H225ZM232 123V122H231ZM241 122L239 121V124H240ZM37 124V123H36ZM35 124V125H36ZM41 124H43L44 125V123H41ZM58 124V123H57ZM65 124V123H64ZM78 124V125H79ZM94 124V123H93ZM131 124V123H130ZM223 124H224V122H223ZM31 125H33V124H31ZM30 125V126H31ZM40 125V124H39ZM42 125V126H43ZM47 125V124H46ZM69 125H71V123L69 122ZM72 125H73V123H72ZM71 125V126H72ZM137 125V124H136ZM161 125V126H160ZM210 125V124H209ZM215 125V124H214ZM232 125V124H231ZM264 125V124H263ZM5 126V125H4ZM10 126H12V125H10ZM41 126V127H42ZM88 127H89V125H87ZM141 125H138V126H136V128L137 127H140ZM188 128V130L187 131H189V134L191 135H189L188 136V132L187 131H185V132H187V133H185L187 136H188V139L189 140H187V141H185L184 142V147H183V145H182V136H183V134H182V131H184V130H186V128ZM219 126V125H218ZM56 127V128H57ZM72 127H74L75 128V126L73 125ZM71 127V129H73ZM92 127V126H91ZM129 127H130V125H129ZM132 127H133V125H132ZM134 127H135V125H134ZM142 127V126H141ZM177 127H179L177 130L179 131L180 130V127H182V128H184V129H182V130H180L181 132H180V134L182 135V136H180L179 135V132L176 130V128ZM207 127V126H206ZM212 127V126H211ZM228 127V126H227ZM233 127V126H232ZM237 127V126H236ZM5 128V127H4ZM37 128L38 127H36V130H37ZM40 128V127H39ZM38 128V129H39ZM68 129L70 128V126L69 127H67ZM90 128V127H89ZM205 128V127H204ZM234 128V127H233ZM251 128V127H250ZM263 128V127H262ZM43 129V130H44ZM51 129V128H50ZM64 129V128H63ZM155 129H158L157 127L155 128ZM226 129V128H225ZM228 129V128H227ZM245 129V128H244ZM3 130V129H2ZM5 130V129H4ZM3 130V131H4ZM177 131V133H176V131ZM207 130V129H206ZM230 130V129H229ZM229 130H227L228 132H229ZM235 131L234 132H232V131H230V132H232V133H229V135H230V137L233 139L234 138V136L235 137H238V139H240V137L241 136H238L239 134H238V132L236 131V128L234 129ZM239 130V129H238ZM248 130V129H247ZM10 131H11V128H10ZM8 131L9 132V135L12 133V132H14V133H12V134H16L15 133V131ZM67 131V130H66ZM69 131H70V129H69ZM75 133H74V132ZM202 131H204V130H202ZM201 131V132H202ZM0 132H2V131H0ZM6 132V131H5ZM4 132V133H5ZM104 132H107V133H109L108 131H104ZM240 132V131H239ZM3 133V132H2ZM106 133V134H107ZM184 133V132H183ZM205 133V132H204ZM244 133V132H243ZM12 134H11V136H12ZM47 134V135H48ZM66 134V133H65ZM68 134H70V132L68 133ZM185 134H184V136H185ZM2 135V134H1ZM6 135V134H5ZM8 135V134H7ZM8 135V136H9ZM20 135V134H19ZM18 135V136H19ZM108 135V134H107ZM202 135V134H201ZM200 135V136H201ZM215 135V134H214ZM241 135V134H240ZM11 136H10V138H11ZM17 136V135H16ZM17 136V137H18ZM199 136V135H198ZM203 136V135H202ZM201 136V137H202ZM205 136V135H204ZM203 136V137H204ZM258 136V135H257ZM14 137V136H13ZM12 137V138H13ZM19 137H22V136H19ZM47 137H49V136H47ZM105 137V136H104ZM107 137V136H106ZM186 137V136H185ZM207 137V136H206ZM227 137V136H226ZM230 137H228V138H230ZM1 138H2V136H1ZM5 138V137H4ZM3 138V139H4ZM7 138H9V137H7ZM7 138L5 139L6 141H7ZM10 138H9V141H10ZM11 138V139H12ZM16 138V137H15ZM14 138V139H15ZM50 138V137H49ZM48 138V139H49ZM52 138V137H51ZM180 138H182V139H180ZM200 138V137H199ZM199 138H197V140L199 139ZM214 138H216V137H214ZM214 138H212V139H214ZM229 139V141H231L232 139ZM254 138V137H253ZM19 139H21V138H19ZM186 139H187V137H186ZM227 139V138H226ZM234 139H236V138H234ZM234 139L232 140V141H234ZM241 139H244L243 137H241ZM50 140H52V139H50ZM111 140V141H112ZM178 140H181V142H180V144H179V142H177ZM184 140H185V138H184ZM211 140V139H210ZM237 140V139H236ZM8 141V142H9ZM15 141H17V142H15ZM19 140H14L13 141V143L15 142V144H17V143H19L18 142ZM27 141V140H26ZM29 141V140H28ZM27 141V142H28ZM31 141V140H30ZM29 141V142H30ZM33 141V140H32ZM240 141V140H239ZM244 141H245V139H244ZM244 141H240V143H242V142H244ZM251 141H253V140H251ZM258 141V140H257ZM264 141V140H263ZM5 142V141H4ZM11 142V141H10ZM21 142L22 143H24L22 140H21ZM54 142V141H53ZM87 142V145L89 146H92L93 148H89L90 149V151H91V149H92V153H93V150H95L94 152H96V153H98V157L95 155L96 153H94V155L96 156V158L94 157L93 158V155H92V158L94 159V161H92L91 159V152L89 151V150H86L85 149V147H84V144ZM105 142V141H104ZM117 142V143H116ZM203 142V141H202ZM214 142V141H213ZM246 142V141H245ZM250 142V141H249ZM254 142V141H253ZM252 142V143H253ZM256 142V141H255ZM12 143V144H13ZM34 143V142H33ZM177 143L179 144V145H177ZM198 143V142H197ZM209 143V142H208ZM228 143V142H227ZM233 143V142H232ZM232 143H231V145H232ZM257 143V142H256ZM260 144L258 145V147L256 146V148H254V146H252L253 144H251V146H252V148L256 151V149H261V150H264L263 148H264V144L262 143V142H259ZM9 144V143H8ZM26 144V143H25ZM25 144H23V145H25ZM29 144H31V143H29ZM40 144V143H39ZM110 144V143H109ZM206 144V143H205ZM216 144V143H215ZM230 144V143H229ZM233 144H235V143H233ZM237 144H239L238 142H237ZM20 145V144H19ZM18 145V146H19ZM22 145V144H21ZM22 145V146H23ZM28 145V144H27ZM27 145H25L24 147H26ZM32 145V144H31ZM55 145H56V143H55ZM107 145H108V141H107ZM180 145H182V147L180 146ZM203 145V144H202ZM212 145V144H211ZM242 145H244V144H242ZM241 144H240V147L242 146ZM245 145H247V144H245ZM9 146V145H8ZM11 146V145H10ZM14 146V145H13ZM16 147H17V145H15ZM33 146V145H32ZM58 146V145H57ZM57 146L55 147V149L57 148ZM230 146V145H229ZM228 146V147H229ZM237 146V145H236ZM239 146V145H238ZM248 146H249V143H248ZM250 146V147H251ZM21 147V146H20ZM35 147L36 146H34V148L33 149H35ZM179 147H181L183 150L181 151L180 150V148ZM208 147V146H207ZM216 147V146H215ZM227 147V146H226ZM247 147V146H246ZM26 148H29V147H26ZM61 148V147H60ZM203 148H205L204 146H203ZM203 148H201L200 150H202ZM210 148H212V147H210ZM238 148V147H237ZM237 148H236V150L235 151H237ZM3 149V148H2ZM13 149V148H12ZM15 149H17L18 150V148H15ZM20 149V148H19ZM39 149H41V148H39ZM58 149V148H57ZM65 149L63 150V151H65ZM88 149V148H87ZM209 149V148H208ZM241 149L243 150L244 148H242L241 147ZM240 148H239V151L241 150ZM29 150H32V149H29ZM38 150V149H37ZM62 150V149H61ZM117 150V149H116ZM206 150V149H205ZM217 150V149H216ZM241 150V151H242ZM245 150V151H244ZM243 151H244V153H245V157L248 159L249 158V156L250 157H253V156H251V155H249V152L250 151H248V148H247V150H246V148L244 149ZM254 150H252L250 153H256ZM22 151V150H21ZM25 151V150H24ZM48 151H50V150H48ZM86 151H88V152H86ZM239 151H238V154H239ZM240 151V153H243V152H241ZM29 152V151H28ZM43 152H45V150H43ZM42 152V153H43ZM52 152V151H51ZM90 152V153H89ZM224 152V151H223ZM259 151H257V153H258ZM18 153V152H17ZM24 153V152H23ZM40 153H41V150H40ZM45 153H47V150H46V152ZM53 153H56V152H53ZM61 153V152H60ZM59 153V154H60ZM68 153V152H67ZM87 153V154H86ZM89 153V154H88ZM237 153V152H236ZM235 153V154H236ZM262 153H263V151H262ZM29 154L30 155H28V153H27V157L29 158H27V160L29 161V164H28V162L25 160L26 158V156H25V153H24V161H26L27 163H26V166L24 165V167H26L25 169H27L28 170V168H29V170H28V172H27V170H26V172L28 173V174H26V173H23L24 175H22V174H18V172H17V174H16V172H13V173H15V175H14V177H16V179H17V177L21 180V181H23V182H27L26 183V185L29 183H32V185L30 184V189H31V187H33L34 185H35V183L37 184V183H39V184H37V185H39V186H41V187H39L38 186V188H42V189H40V190H43V189H45L44 190V192L46 193V191H48V192H54V195H55V193L57 194V196L59 195V196H61V197H63V198H67V199H69V200H71V201H74L77 205H78V203H79V205H80V203L82 204H84V207L86 206V205H90L91 206V204L93 205V208H94V204L96 205L95 207H100L101 206V204H102V209H104L103 207V204H109L108 202L112 199H114L115 201L114 202H116L117 200V202H119V197L117 198L115 195L116 194H118V195H120V193L122 192V190H124V189H121V192L120 193H117L116 192V190L113 188V187H115V186H117L116 185V183L114 182L115 181V179H114V181H112L113 183H115L114 184V186L111 188L110 186H108L109 185V182H110V180L108 181V184H107V186L109 187V188H111L112 189V192L113 193H111V190L109 191H106L105 189H107V188H105V187H107V186H105L104 188H103V185H102V188H101V185L99 186V184H98V186H97V184H95L93 181V179H94V177H93V179L91 178L90 180H92V181H90V180H87L88 179V177H85V178H87V179H85V178H81V177H84L85 175L83 174V175H81L80 177H79V175L81 174L80 173V171H78L77 173L79 174V175H77V173H75L76 171H72V169L74 168H72V169H70L68 166L69 165H72L71 163L73 162V161H70L71 163L69 164V158H67V157H65V158H67V162H68V164L69 165H65L63 162H65L66 163V159L64 160V161H58V159H57V157H55V156H58V158H59V155H56V154H58V153H56L55 154V156L53 155L52 156V158L53 157H55V159L53 158H51L50 156H51V154H49V153H47L46 155H47V157L45 156V155H43V156H41L40 154H39V152H37L36 150L35 151H31V152H29ZM65 154H66V151H65ZM64 154V155H65ZM112 154V155H111ZM116 154V155H117ZM220 154V153H219ZM222 154V153H221ZM231 154V153H230ZM260 154V153H259ZM3 155V154H2ZM1 155V156H2ZM21 156L23 155V154H20ZM20 155H19V157L18 158H20ZM48 155H50V156H48ZM73 157H72V156ZM88 155L90 156V161L91 162H88L89 161V159H88ZM241 155V154H240ZM244 155V154H243ZM243 155H242V157H243ZM253 155V154H252ZM256 155L257 154H255L254 156L256 157ZM15 156V155H14ZM63 156V155H62ZM62 156H60V157H62ZM100 156V157H99ZM115 158H114V157ZM220 156V155H219ZM224 155L222 154V157H223ZM6 157L7 158H9L10 159V153L8 152V153H6ZM64 157V156H63ZM225 157V156H224ZM235 157V156H234ZM238 157H240L239 155H238ZM238 157L236 158V159H238ZM242 157H241V159H242ZM259 157V156H258ZM260 157H261V155H260ZM263 157V156H262ZM15 158V157H14ZM17 158V159H18ZM22 158V157H21ZM52 160H51V159ZM74 158V159H75ZM103 160H101V159ZM178 158H180V162L177 160ZM257 158V157H256ZM256 158H254V159H256ZM17 159H15L14 161L15 162H18L17 161ZM69 159V160H68ZM80 159V160H79ZM99 159L102 161H99ZM116 159V160H115ZM125 159V160H126ZM260 158H258V160H259ZM263 159V158H262ZM62 160H63V158H62ZM175 160H177V162H178V164H176L177 162L175 161ZM200 160V159H199ZM208 160V159H207ZM233 160V159H232ZM244 160V159H243ZM264 160V159H263ZM19 161H21V159H19ZM75 161H76V159H75ZM77 161V162H78ZM201 161V160H200ZM208 161H210V160H208ZM230 161V160H229ZM228 161V162H229ZM238 161V160H237ZM236 161V162H237ZM244 161H246V160H244ZM243 161V162H244ZM262 161V160H261ZM260 160H259V164L258 165H262V164H260V162H261ZM5 162V161H4ZM22 162V161H21ZM80 162V164H82ZM120 162V163H119ZM199 162V161H198ZM207 162V161H206ZM227 162V163H228ZM239 162H240V160H239ZM238 162V163H239ZM251 163H252V161H250ZM256 162V161H255ZM76 163V162H75ZM79 163V162H78ZM83 163V164H84ZM103 163H102V165H103ZM125 163V162H124ZM137 163V164H136ZM200 164L202 163V162H199ZM230 163V162H229ZM229 163H228V168H231V167H233V165H235V164H230L231 166H229ZM250 163V164H251ZM254 163V162H253ZM252 163V164H253ZM23 165L24 163L22 162V163H20V165ZM27 164L29 165V166H27ZM82 164V165H83ZM86 164V163H85ZM84 164V165H85ZM127 164V163H126ZM221 164V163H220ZM226 164V163H225ZM245 164V163H244ZM10 165V164H9ZM19 165V166H20ZM78 165V164H77ZM81 165V166H82ZM83 165V166H84ZM87 166H88V164H86ZM133 165V166H134ZM177 165H178V167H177ZM227 165V164H226ZM225 165V166H226ZM237 165V164H236ZM246 165V164H245ZM18 166V167H19ZM73 166H74V164H73ZM90 166V165H89ZM100 166V165H99ZM196 168L199 166H196V164L194 165ZM201 166V165H200ZM200 166L198 167L199 169H200ZM219 166H221V165H219ZM224 166V165H223ZM224 166V167H225ZM238 166V165H237ZM240 166V165H239ZM242 166V165H241ZM248 166V165H247ZM254 166V165H253ZM253 166H252V168H253ZM257 166V164H255V167ZM24 167H22V168H24ZM76 167H78V166H76ZM75 167V168H76ZM80 167V166H79ZM85 167V166H84ZM102 167V166H101ZM136 167H138V165L136 166ZM175 167H177V169L175 168ZM243 167H244V165H243ZM257 167H259V166H257ZM256 167V168H257ZM262 167V166H261ZM17 168V167H16ZM20 168V167H19ZM22 168H20L21 170H22ZM74 168V169H75ZM81 168H83V167H81ZM93 168V167H92ZM99 168V167H98ZM103 169H104V171H106V169H105V166L104 167H102ZM217 168V167H216ZM216 168H214V169H216ZM219 168V167H218ZM233 168H235V166L233 167ZM232 168V169H233ZM251 167H249V169H250ZM73 169V170H74ZM78 169H80V168H78ZM85 169V168H84ZM103 169H101L102 171H103ZM107 169V170H108ZM191 169V168H190ZM213 169V170H214ZM220 169V168H219ZM231 169V170H232ZM242 169V168H241ZM247 169V168H246ZM248 169V170H249ZM253 169H255V168H253ZM263 169V168H262ZM6 172H7V170L8 169H4ZM13 170H15V169H13ZM76 170H77V168H76ZM83 170V169H82ZM96 170V169H95ZM109 170V171H110ZM139 170V169H138ZM186 170V171H187ZM216 170H218V169H216ZM216 170H215V172H216ZM222 170V169H221ZM227 170V169H226ZM247 170V173L250 171H248ZM252 170V169H251ZM260 170H261V168H260ZM264 170V169H263ZM16 171V170H15ZM25 171V170H24ZM85 171V170H84ZM88 171V170H87ZM87 171H85V173L87 172ZM93 171V170H92ZM97 171V170H96ZM100 171V170H99ZM99 171H98V173L97 174H99ZM112 171H110V173L112 172ZM193 171V170H192ZM197 171V170H196ZM196 171L194 172V173H196ZM199 171V170H198ZM203 171V170H202ZM202 171H200V172H202ZM219 171V170H218ZM229 171H230V169H229ZM236 171V170H235ZM245 171V170H244ZM244 171H242L241 173H239V175H236L234 172V174H235V176H238V177H241V175H243L244 176ZM4 172V171H3ZM10 174H9V173ZM7 172V177H8V175L10 176L12 173H11V170H9ZM21 172V171H20ZM82 172V171H81ZM106 172H108V171H106ZM184 172V173H183ZM199 172V173H200ZM208 172V171H207ZM207 172L205 171V172H203V173H206L207 174ZM226 172V171H225ZM228 172V171H227ZM231 172V171H230ZM230 172H228L229 174H230ZM246 172V171H245ZM256 172H258V174H257V176L258 177H256L257 179H256V181H255V185H251L250 187V189L249 190H251V191H254V193H252V194H255V195H253L252 196V194H250V193H248V194H250L249 196H247V197H250V196H252L253 198H248V202H246L247 203V205H246V203H239L236 207H233V208H236L235 209V211L232 209V211H234L233 213L231 212L230 213V211H227L228 213H230V214H226L227 212H224V208L222 207V205H224L225 204V202H226V204H227V201H225L224 203L222 202V203H220V206L222 207V209L220 210V209H218V208H216L217 206L214 204L215 202L217 203V200L219 201V198H218V195H217V200L213 197V192H210V190H209V192H205L206 190H208V187L210 186H206V188L207 189H205V190H203V193H205L204 194V196H201V194L199 193V192H197L198 194H196V192H195V194L197 195V197H202V200H205L207 197H205L206 195H208L209 197V199L211 200V201H209L208 202V204L210 203V202H214L213 204H214V206H212L213 204H210L209 206H207V207H210V209L208 208V210L209 211H207V207H204V208H206V211L205 212H203V211H201V214L200 213H198L199 212V209L201 208H199V206L197 207V211L198 212H196V210H194V212H193V210L190 208L191 207V202H190V204H189V202H187L186 204H184V205H186V206H189L190 205V207L188 208V210L189 209H191L192 210V212H191V210L190 211H187V210H185L186 208L184 207V205L182 206V207H184L185 209H183L182 207H180L179 205L180 204H174V205H172L171 203H169L170 204V207H168L167 205H169V204H167V203H165V205H163L164 204V202H163V204H161L160 203V200L159 199H165L164 198V196H162V198H160L161 197V195H160V197L158 196V194H156L157 195V197L159 198L157 201H158V203H156V205H155V207L156 208H158V210H159V207H161V205H163V207L164 206H167V207H162L163 209V212H168V213H164L163 214V212L161 213L160 211H161V209H160V213L161 214H159V213H156V215L154 214L155 213V209H153L154 211H151V212H149V215H150V213H153L154 215H151V216H149V217H145V216H148V213H147V215L145 214V212H142L143 214H144V216L142 215V213H141V215H140V212H139V215H138V213H137V215L134 213V211H136V210H134V209H132L131 211L133 212H129V211H127L128 209H126L125 211H127V212H123L124 214V216L121 218H119V219H113V217L111 218L110 216H112V215H110V216H108V218H107V216H105V215H103V216H101L102 214H104V211L105 210H103V212H100L102 209H100V213H98L97 212V210H99L98 208L95 210V212H93V214L91 213V212H89V215H88V213L85 215L86 216V218L85 217H83V214L85 213H80V211L79 212H77V213H79V214H81L82 216H80V217H77V218H75V216L76 215H72L70 212L68 213H65L64 215H62V210H60L62 207H61V205H60V208L58 207H56L59 203L58 202H53V206H54V204H57L56 206H55V208H52V205H49V204H51L52 202H48L49 204H47L46 206H48V207H46L44 204L45 203H47V202H45L43 205L42 204H40V205H38V202H35V204H34V200L36 201H43V199L41 198V200H38V199H35L34 197H33V195L31 196V197H28L29 199H30V202H31V199H32V197H33V204H32V208H34L35 210H36V212H34V211H32V209H31V211H29V212H31L30 214H28V215H26V213H29V212H27L28 210H27V208L28 207H26L24 204H23V201L22 200H20L21 198H19L18 196H14L13 194H10L9 195V192H10V189H9V187H8V189L6 190V187H5V189L3 188V190H6V192L8 191V193H6L5 191L4 192H2L3 190H1L2 188L0 187V264H17L18 262H21L20 260H19V257L21 256V257H23L22 255L23 254H25L28 250H29V253H31V257H29V258H31V261L33 262V264H217L218 262H216V260H214L213 259V256H215L216 258H218L217 260H219V263L218 264H264V191L263 190H261V188L263 189V187H264V172L261 170V172L257 169V171ZM260 172V173H259ZM83 173V172H82ZM89 173V172H88ZM87 173V174H88ZM92 173V172H91ZM104 173V172H103ZM114 173V174H115ZM190 173V172H189ZM198 173V174H199ZM211 173V172H210ZM220 173V171L217 173V176H218V174ZM243 173V174H242ZM90 174V173H89ZM105 174V173H104ZM109 174V173H108ZM139 174L137 175V176H139ZM146 174V175H145ZM155 174V176H153ZM197 174V173H196ZM198 174L197 175H195V177L196 178H198ZM212 174V173H211ZM214 174V173H213ZM246 174V173H245ZM256 174V173H255ZM254 174V175H255ZM113 175V174H112ZM115 175H117V174H115ZM149 176L150 175V177L151 176H153V177H156L155 179L157 180L158 179V182H157V184H161L162 183V185L164 184H166L165 185V187H161V186H154V185H156V183L154 184V185H151V183H149L150 181H149V179H150V177H148L149 179L147 180V177L146 176ZM191 175V174H190ZM200 178L199 179H203V177H202V174L200 173ZM205 175V174H204ZM209 175V174H208ZM221 175H222V172H221ZM226 175V174H225ZM228 175V174H227ZM88 176H90V175H88ZM103 176V175H102ZM111 176V175H110ZM136 176V177H137ZM206 176V175H205ZM213 176V175H212ZM224 176V175H223ZM234 176V175H233ZM245 176H247V175H245ZM3 177V176H2ZM5 177H6V175H5ZM6 177V178H7ZM91 177V176H90ZM116 177H118V176H116ZM115 177V178H116ZM121 177V176H120ZM120 177H119V179H120ZM130 177V176H129ZM153 177H151V178H153ZM193 177V176H192ZM202 177V178H201ZM214 177V176H213ZM219 177H221L220 175H219ZM225 177V176H224ZM231 177V176H230ZM229 177V178H230ZM237 177V178H238ZM248 177H249V175H248ZM248 177H246V178H248ZM12 179H13V177H11ZM98 178V177H97ZM96 178V179H97ZM102 178H104V177H102ZM106 178V177H105ZM108 178V177H107ZM106 178V179H107ZM109 178H114L113 176H111V177H109ZM207 178H209V177H207ZM223 178V177H222ZM245 177L243 178V179H245V181L247 180ZM16 179H14V180H16ZM18 179V180H19ZM40 179V180H39ZM105 179V180H106ZM121 179H122V177H121ZM193 178H191V180H192ZM212 179V178H211ZM214 179V178H213ZM227 179V178H226ZM232 179H236V178H232ZM242 179V178H241ZM18 180H17V182H18ZM19 180V181H20ZM98 180V179H97ZM100 180V179H99ZM104 180V179H103ZM132 180V179H131ZM134 180V179H133ZM194 181H195V179H193ZM206 180H208V179H206ZM237 180V179H236ZM238 180L239 181H237V183L238 182H241V180L238 178ZM255 180V178L253 177V180L251 181V182H253ZM20 181V182H21ZM107 181V180H106ZM116 181H117V179H116ZM130 181V182H129ZM136 181V180H135ZM152 181V180H151ZM199 181V180H198ZM221 181V180H220ZM220 181H219V184H220ZM225 180H223V182H224ZM229 181V182H228ZM228 181L226 182V183H229L230 184V182L232 181L231 179L229 180L228 179ZM244 181V182H245ZM16 182V183H17ZM99 182V181H98ZM101 182H103L104 183V181H102L101 180ZM120 182V181H119ZM154 182V181H153ZM211 182H213V181H211ZM218 181H216V185L214 184V186L216 187V188H218L219 187V184L217 183ZM224 182V183H225ZM243 182V183H244ZM112 183V184H113ZM124 183V182H123ZM171 183H173L172 185H171ZM192 183V182H191ZM195 183V182H194ZM215 183V182H214ZM222 183V182H221ZM225 183V184H226ZM232 183V182H231ZM242 183V182H241ZM254 183V182H253ZM34 184V185H33ZM120 184V183H119ZM118 184V185H119ZM132 184V183H131ZM174 184H175V186L176 187H174ZM197 184V183H196ZM204 184V183H203ZM211 184V183H210ZM218 184V185H217ZM223 184V183H222ZM228 184V185H229ZM238 184H240V183H238ZM237 184V185H238ZM2 185V184H1ZM36 185V186H37ZM104 185H106V182L104 183ZM110 185H111V182H110ZM186 185V184H185ZM204 185H206V182H205V184ZM242 185V184H241ZM3 186V185H2ZM35 186V187H36ZM129 186H128V188H129ZM167 186V187H166ZM170 186V187H169ZM173 186V187H172ZM189 186H191V185H189ZM213 186V185H212ZM224 186H227V185H224ZM223 186V187H224ZM254 186V187H253ZM261 186H263V187H261ZM172 187V188H171ZM187 187V186H186ZM192 187V186H191ZM190 187V188H191ZM215 187H214V189H215ZM222 186H221V184H220V187L219 188H221ZM228 187V186H227ZM240 187V186H239ZM259 187H261L260 188V190L258 189ZM133 188V187H132ZM175 189V188H178L177 189V191L176 192H174L172 189ZM189 188V190H191ZM202 189H204L203 187H201ZM201 188H200V185H199V190L201 191ZM229 188H230V186H229ZM242 188V187H241ZM240 188V189H241ZM252 188L253 189H255V190H257V191H255V190H252ZM47 189V190H46ZM129 189H131V187L129 188ZM188 189V188H187ZM193 189V188H192ZM194 189H195V187H194ZM209 189H210V187H209ZM226 189V188H225ZM224 189V190H225ZM14 190V191H13ZM34 190V189H33ZM136 190V189H135ZM198 190V191H199ZM215 190H217V189H215ZM218 190H220V189H218ZM232 190V189H231ZM243 190H245L244 189V187H243ZM120 191V190H119ZM133 191H134V188L132 189V193H133ZM193 191H195V190H193ZM211 191H213V188H212V190ZM246 191L248 192V188L246 189ZM14 192V194H17V193H19V192H17V191H15V189H12V193ZM17 192V193H16ZM43 192V191H42ZM47 192V193H48ZM128 192V191H127ZM126 192V193H127ZM189 192V191H188ZM224 192H226V191H224ZM228 192V191H227ZM11 193V192H10ZM203 193H202V195H203ZM215 193V192H214ZM242 193H244V192H242ZM21 193H19V195H20ZM50 193H48V195H49ZM52 194V193H51ZM50 194V197L49 198H54L52 195ZM123 194H125V191H124V193ZM122 194V195H123ZM129 194V193H128ZM138 194V193H137ZM191 194V193H190ZM193 194V193H192ZM219 194V193H218ZM247 194V193H246ZM246 194L244 193V194H242V195H240L241 197H243V198H245L246 197ZM22 195H23V193H22ZM21 195V196H22ZM199 195V196H198ZM221 195H222V191H221ZM20 196V197H21ZM25 196H26V194H25ZM24 196V197H25ZM27 196H28V194H27ZM30 196V195H29ZM45 197H46V194L44 195ZM52 196V197H51ZM56 196V197H57ZM126 196V195H125ZM129 196V195H128ZM131 196H133V195H131ZM153 197L155 196V194H153L152 195ZM188 196V195H187ZM190 196H192V195H190ZM190 196H188V198L190 197ZM220 196V195H219ZM227 196V195H226ZM112 197V198H111ZM114 197V198H113ZM115 197H116V199H115ZM144 197V196H143ZM152 197V198H153ZM195 197V196H194ZM196 197V198H197ZM203 197H205L204 199H203ZM27 198V197H26ZM37 198V197H36ZM59 197H57L56 199H58ZM122 198H123V196H122ZM133 198V197H132ZM134 198H136V197H134ZM133 198V199H134ZM179 198V199H180ZM184 198H186V197H184ZM184 198H182V200L180 199L179 201H184ZM226 198V197H225ZM228 198V197H227ZM226 198V199H227ZM242 198V199H243ZM24 199V198H23ZM67 199H64V200H67ZM157 199V198H156ZM191 199V198H190ZM190 199H187V200H189L190 201ZM195 199V198H194ZM221 199V198H220ZM241 199V198H240ZM27 200V199H26ZM25 200V201H26ZM45 200H47V199H45L44 198V201ZM59 200H61L62 201V199H59ZM122 200H124V199H122ZM135 200V199H134ZM133 200V201H134ZM137 200H139V199H137ZM142 200H143V198H142ZM155 200V199H154ZM167 200H165V201H167ZM169 200V201H170ZM193 200V197H192V199H191V201ZM197 200L200 202L201 200H199L198 198H197ZM208 200V199H207ZM206 200V201H207ZM222 200H223V197H222ZM21 201H22V203H21ZM29 201V200H28ZM28 201H26V202H28ZM52 201V200H51ZM56 201V200H55ZM144 201V200H143ZM146 201H147V199H146ZM186 201V200H185ZM196 201V200H195ZM194 201V203H196V204H198L197 202H195ZM29 202V203H30ZM66 202V201H65ZM64 202V203H65ZM113 201H110V203L112 204V203H114ZM129 202V201H128ZM131 202V201H130ZM142 202V201H141ZM150 202V201H149ZM156 202V201H155ZM205 202V201H204ZM25 203V202H24ZM28 203V204H29ZM32 203V202H31ZM37 203V204H36ZM125 203H126V201H125ZM132 203V202H131ZM135 203H137L136 201H135ZM145 203V202H144ZM174 203V202H173ZM175 203H176V201H175ZM177 203H178V201H177ZM183 202H181V204H182ZM185 203V202H184ZM194 203H193V201H192V206L194 205ZM232 203H236V202H233L232 201ZM237 203H238V201H237ZM98 204L100 205V206H98ZM127 204H129V203H127ZM146 204V203H145ZM161 204V205H160ZM195 204V206H197ZM219 204V203H218ZM222 204V205H221ZM230 204V203H229ZM27 205V204H26ZM31 205V204H30ZM74 205V204H73ZM119 205V204H118ZM123 205V204H122ZM129 205H131V204H129ZM147 205H149L148 203H147ZM158 205H160V206H158ZM207 205V204H206ZM228 205V204H227ZM226 205V206H227ZM232 205V204H231ZM29 206V205H28ZM51 206V207H50ZM71 206V205H70ZM81 207L83 206V205H80ZM135 206L137 207V205L135 204ZM139 206H141V205H139ZM201 206V205H200ZM216 206V207H215ZM225 206V207H226ZM230 205H228V207H226V208H230V207H232V206H230ZM235 206V205H234ZM77 207V206H76ZM87 207H89V206H86V208ZM108 207V206H107ZM127 207V206H126ZM142 207V206H141ZM148 207V206H147ZM219 207V206H218ZM14 208H15V210H14ZM65 207L63 206V210H66V209H64ZM109 208V210L111 211L112 209H110V207H108ZM111 208H113V207H111ZM116 208V207H115ZM119 208V207H118ZM121 208H122V206H121ZM127 208H129V207H127ZM133 208H134V204H133ZM75 209V208H74ZM76 209H78V208H76ZM89 209H91V207L89 208ZM106 209V208H105ZM123 209H124V207H123ZM123 209H121L120 211H122ZM130 209V208H129ZM146 209V208H145ZM194 209V208H193ZM224 209V210H223ZM30 210V209H29ZM70 211L71 209H67V211ZM108 210V209H107ZM106 210V211H107ZM113 210H119V209H114L113 208ZM134 210V211H133ZM138 210H141L140 209V207H139V209ZM151 210V209H150ZM157 210V209H156ZM180 210H185V213L187 212V214L189 213V212H191L193 215H191V213H190V215L192 216V217H190V215H188L186 218H185V213H184V215H182V213L181 212H178V211H180ZM201 210H203V207L201 208ZM205 210V209H204ZM77 211V210H76ZM75 211V212H76ZM144 211V210H143ZM224 213H223V212ZM34 214H33V213ZM66 212V211H65ZM109 212V211H108ZM116 212V211H115ZM158 212V211H157ZM198 213L199 215L197 216V218L198 217H200V215L202 216V212H203V217L201 218V219H199V221L195 218L196 217V213ZM208 213V215H209V217H208V215H205V214H207ZM64 213V212H63ZM74 213V212H73ZM90 213H91V215L92 216H90ZM102 213V214H101ZM195 213V214H194ZM205 213V214H204ZM13 214V215H12ZM33 214V215H32ZM106 214V213H105ZM107 214H111L110 212L109 213H107ZM106 214V215H107ZM112 214H115V213H112ZM116 214H117V212H116ZM120 214V213H119ZM158 214V215H157ZM186 214V215H187ZM159 215H161V216H159ZM182 215V216H181ZM195 215V216H194ZM30 216V218H28V217ZM105 216V217H104ZM122 216V215H121ZM152 216H155V217H152ZM184 216V217H183ZM207 216V218H204V217H206ZM11 217H12V220H11ZM87 217H89L88 219H87ZM111 219H113V220H110V218ZM118 217H119V215H118ZM193 217L196 219H193ZM73 218H75V219H73ZM117 218V217H116ZM216 222V223H214V222ZM215 224V225H214ZM215 227H217V229H219V230H221V232H219V233H217V229L215 228ZM198 228V231H200L201 230V232L200 233H202V231H204V233L206 232V236H207V239H206V237L204 238L207 242H205V244H204V246H202L201 244L199 245L200 247H201V249L200 250H202L203 249V247H204V249L203 250H205V251H202L204 254H203V257H201V259H197L196 258V254L194 255V253H195V251L193 252L192 250H194L193 249V247H195V246H197V245H195V243L196 242H194L196 239L194 238V232H195V230ZM199 228H200V230H199ZM197 233H199V232H197ZM200 236L199 234H195V236ZM203 235V234H202ZM201 237H204V236H200V238ZM24 238H27L26 239V241L27 242H24ZM199 238V237H198ZM217 239V241H215V242H218V243H216V244H214V245H217L216 247H220V245H222L223 247H222V249H221V247H220V249L219 248H215L214 246H212V247H214V248H212V247H210V244H209V242L210 243H215V242H211V241H213L214 239ZM195 239V240H194ZM199 240V239H198ZM203 240V239H202ZM135 241H138V243L140 242H142V245H141V248H140V246H139V248H140V250L139 251H137V253L135 252L136 251V246L134 245L135 243ZM197 241V240H196ZM204 242V241H203ZM198 244V243H197ZM193 245H195V246H193ZM193 246V247H192ZM208 246L210 247V248H208ZM198 247V246H197ZM197 247H195V250H196V248ZM24 249H27V251L25 252L24 251V253H22L23 252V250ZM160 249H162V251L160 250ZM137 250H138V248H137ZM197 252H198V250H196ZM196 252V253H197ZM201 252V253H202ZM28 252L26 253V254H29ZM200 253V254H201ZM22 254V255H21ZM199 254V253H198ZM20 255V256H19ZM204 255L206 256V259L204 258ZM30 256V255H29ZM198 256V255H197ZM201 256V255H200ZM200 256H198V257H200ZM26 262V261H25Z\"/></svg>", "mask_w": 264, "mask_h": 264}]
</instances>
